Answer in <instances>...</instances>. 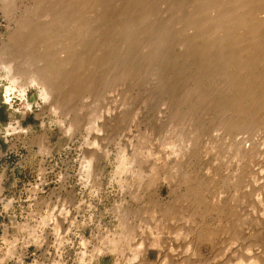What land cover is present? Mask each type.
Here are the masks:
<instances>
[{
  "label": "rangeland",
  "instance_id": "1",
  "mask_svg": "<svg viewBox=\"0 0 264 264\" xmlns=\"http://www.w3.org/2000/svg\"><path fill=\"white\" fill-rule=\"evenodd\" d=\"M29 2L28 0L26 1V3ZM161 5V3H160ZM159 7V6H158ZM162 6H160L159 10H163L164 9V6L163 8H161ZM4 9H2V4L0 3V19L1 18H4L7 20L8 22V25H7V28L3 30L4 34H5V39H4V42L0 43V48L7 44L10 40V36L12 35V33H14L13 29H15V23L12 22V21H9L10 19H8L6 16V13H4L5 11H3ZM5 14V15H4ZM165 15V17H164ZM162 15V17L159 16V18L163 19L165 22H163L164 24L168 21V19L170 18V14L166 15L164 14ZM91 18V17H90ZM167 18V20H166ZM160 20L159 23H161V21L163 20ZM39 23H41V25H43V23L46 24L47 21H45L46 19L43 17H41L39 19ZM44 20V21H42ZM91 20V19H90ZM94 23H92V20H91V24L94 26L95 25V21L93 20ZM97 22H96V25L94 26V29L95 27L97 26ZM100 25V23L98 24V26ZM93 26H92V31H94L93 29ZM97 26V27H98ZM102 26V25H100ZM175 27V26H174ZM172 27L174 30L177 29V26L174 28ZM100 30L101 28L98 27ZM96 28V33H97V30H99ZM99 30V31H100ZM95 31L92 32L94 35H91V37H93L94 40H96V36H98V34H95ZM89 35V34H88ZM96 35V36H95ZM90 37V35H89ZM87 38V41L89 42V39H92L91 37L90 38ZM93 41V40H92ZM170 41V40H169ZM172 41V40H171ZM170 41V43H171ZM91 42V40H90ZM89 42V43H90ZM94 42V41H93ZM175 41H173L171 44L169 43V46L167 47L168 50H166L165 46L168 45H165L164 46V51L162 50L159 59L157 60L158 63H159V60L163 61V63H159L158 64V68L160 69L161 67V71L157 69V66L155 62H153L155 65H151L150 67H148V63H147V60H144V62H146V64L144 62H141V60L143 61V58L145 59L146 55H140V53H138V56L140 57H143V58H140V61H138V63L134 64L138 67V64H139V69L142 71V73H140L141 71L140 70H135L132 69L131 67L133 66H130V68H125L126 65H128L129 67V64H131L130 62L128 63V60L124 57L125 54L123 55V57L121 56L122 53L120 54V56L126 60H123L127 63L123 64L125 67H122V63L120 62H123V61H116V59L112 62H110L109 64H106L104 66H101V65H95L94 67H91V68H86L84 69V71H82V82H81V87L78 88L79 91H77L75 94L74 90L72 89L73 94L71 92V90L69 91V89H71L73 87V83L71 82V85L69 83V85L67 86V77H68V74H65L63 75L62 79H63V82L65 83V85H62V88L60 87V90L62 89L63 91H60L61 92V95L63 94L62 96V99L65 101V102H69L65 104L64 101H61V102H64V104H62L60 106V108L56 105V107L54 106V101H52L50 99V102L48 100L47 103H44L42 102V100L40 99V91L37 89V88H33V87H30L28 90H30L29 92V101L27 103V107L29 108V105L31 106L30 103H34L35 104V108L36 110L34 111V113L32 114H29L27 112H25L24 110H21L20 107H21V103L20 101H16V103H14V107L10 109V107L8 105H6L4 103V100H3V94L5 93V89L7 88V86L10 84L8 80H3L1 79L0 81V116H1V119H0V136L1 135H5L7 137V139H9V142L8 144H5L6 146L3 148H8L9 150L11 149H18L19 151V156H16V159L20 158L22 159L23 163L26 164L27 166V170H26V173H25V177H24V181H23V185L21 186V188H19L16 196L17 197H14L13 193H9L8 191H6L5 193H3L2 195V205L4 207V210H5V213H6V216L4 219L1 218L0 220V223L2 224V226L0 227V257L4 258V259H0V264H18L17 261H19L18 259H22V261L24 262V264H126L128 262V259L129 257L127 258L126 257V254L130 256V254H134V250H136L138 248V246L140 245V243H143L144 244V250L141 249L140 251L136 252L135 255L139 256V259L135 262V264H142V261L143 263L145 262V264H156L158 262L159 259H157V257H159V252L158 250L155 248H152L153 246H149V242L148 240L144 241L145 238L147 237L146 235H143V231L145 230V225L149 226L150 228H152V230L154 229L155 231V228H158L159 225L161 228H163L164 230V225L165 223L167 224V226L165 225V231L163 232V230L160 228V231H161V235L163 238H161V235H160V240H161V244L164 246V250H165V247H166V250H165V253L168 255V259H169V262L172 264H179L180 262H178L177 260H174V262L172 261V259H170L169 257L173 254H176L178 250H176V252L174 251L175 250V247L177 246L176 249H179L178 251V254L181 257V259L184 261V264H220L221 262L220 261H223L224 258L226 256H230L233 254V253H237L238 250L236 249H240L241 247V251L242 253L245 252V250L248 252L249 251H255L253 252V254L255 253H258L256 254V257H259L261 254H264V231L262 230V226H260L262 223L261 222H264V221H261V220H257L258 218H261L262 220H264V161L263 159H261V156H256L255 157V152H257L256 150L258 148H255L257 145L256 143L258 144V147L260 144H262L263 146V141H264V125L262 127H259L260 125L258 124L257 125V128L260 129V130H257L256 126H252L253 130L250 129L251 127H246L247 130L249 131V129L251 131L247 132V130L245 131L244 128L241 130H238V132H234L233 130H231L230 132H228L227 130L229 129V127L227 126V122L225 121L226 118H225V115L227 114V121L229 122V120H234L233 116L235 117V115L237 116V114L235 113V110L232 108V112L235 113V115L231 112V110L229 111L228 109L231 108V106H227L226 102L228 101H225L226 100V97L224 98V96L226 95L228 97V93H233V89L231 90V88L228 90H226L227 88L225 87L226 85V81L224 83V81L222 80V77L218 75H215L213 74V76L211 77V74H209L208 76L211 77L212 79V82H216L215 84L218 83V85H214L210 78L207 76L205 79H203V83L202 82H198V85L200 83V85H203L201 86L200 88H203L205 86V83L207 85V88L206 86L204 87V89L206 90H203L205 92H203L202 90V93L201 91H198L199 92V95L200 94H204V93H207L206 91H209L210 90V93H212V91L214 90V94H216V92L218 91L219 88H221L219 86V83H222L223 84V91L221 89H219V92L218 94L220 95H216V99L220 96H222V98L224 99H220V100H224V101H220V100H216L214 98L215 95H212V94H209V100L212 98V99H215V103L218 102V103H225V105L228 107L227 108H224V109H221L224 107H226L224 104H220L219 105V108L215 105H218L217 103L214 104V101H211L209 102V100H207V105H205V101L204 103L203 100H201V103L200 106H198L197 109H195L194 107L197 106L196 104H198L197 102V97L198 98H202L203 99V96L202 95H198V93L196 92L195 90V93H194V87L195 86V83H197L196 81V78L194 80L193 77H196V74L197 72H199L197 68V66H200L198 64V62H196V60H191L192 61V64L190 66V59L187 60L183 57H181V54H182V50L179 52L180 48L178 47V45H175L176 43H174ZM92 43V42H91ZM174 43L175 46L177 47H174V45H172ZM171 46V47H170ZM174 47V48H173ZM59 46H58V50H54V54H57L58 56L55 55V59L58 60L60 59L59 56L61 55H64V54H60V51H59ZM170 48V49H169ZM172 48V49H171ZM173 51V52H172ZM56 52V53H55ZM59 52V53H58ZM96 51H94L95 53ZM180 53V56L179 59L175 57V54L178 55V53ZM102 54L106 53L103 51H101ZM163 55V57H162ZM165 55V56H164ZM171 55V56H170ZM173 55V57H172ZM119 56V59H122L120 58ZM171 59H169V58ZM175 57V58H174ZM183 58V61L185 60L186 62L185 65L183 63V61H180ZM163 58V60H162ZM168 58V59H167ZM147 59V58H146ZM175 59V60H174ZM178 59V60H177ZM168 60V61H166ZM174 61V65H176V68L175 66H173V61ZM176 60L179 62L178 65L177 63L175 64ZM189 61V62H188ZM117 62V64H116ZM144 63V64H141V63ZM170 62V63H169ZM193 62L195 64V62L197 63L196 65H193ZM119 63V64H118ZM124 63V62H123ZM152 63V64H153ZM165 63V65H164ZM181 63V65H180ZM171 64V65H170ZM183 64V65H182ZM188 64V65H187ZM114 65V66H113ZM121 67H120V66ZM140 65L141 67L144 65L143 69L140 68ZM161 65V66H160ZM170 65V67H169ZM153 66V67H152ZM160 66V67H159ZM167 66V67H166ZM183 66V67H182ZM188 66V67H187ZM196 66V67H194ZM120 67V69L118 68ZM135 67V66H134ZM133 67V68H134ZM146 67V68H145ZM156 67V68H155ZM182 67V68H181ZM186 67V68H185ZM191 67V69H190ZM121 68H125V70H121ZM170 68V69H169ZM193 68V69H192ZM194 68H197V72H194ZM126 69H128V73L129 75L126 73V75L128 76H124L123 74L120 75L121 71H126ZM138 69V68H137ZM146 69V70H145ZM163 69V70H162ZM173 69V70H172ZM175 69H177L178 71H174ZM182 69V70H181ZM186 69V70H185ZM87 70V71H86ZM93 70V71H92ZM111 70V72H110ZM113 70V71H112ZM117 72H116V71ZM121 70V71H120ZM133 70V73L131 72L130 74V71ZM155 70V71H154ZM158 70V71H157ZM191 70L194 72H191ZM96 71V72H95ZM137 71L140 73H138V78L137 76L136 77H129L130 75L132 76H135L134 73H137ZM148 71V72H147ZM160 71V74L157 75V73H159ZM101 72H104L103 74ZM146 72V74H145ZM149 72H150V75H149ZM190 72L193 74H190ZM98 73V74H97ZM113 73V74H112ZM116 73V74H114ZM119 73V74H118ZM123 73V72H122ZM196 73V74H195ZM89 74V75H88ZM98 76H97V75ZM184 74V75H183ZM123 75V77H122ZM142 75V76H141ZM144 75V76H143ZM168 75V76H167ZM182 75V76H181ZM193 76L192 79L189 78V76ZM4 76V75H3ZM2 76V77H3ZM67 76V77H66ZM110 76V78L114 81H110L108 82L107 78ZM112 76V77H111ZM121 76V78H120ZM147 76V77H146ZM150 76V78L148 77ZM151 76H152V79H151ZM163 76V77H162ZM178 76V77H177ZM190 76V77H191ZM214 76H218V77H215V79H219V82L217 81V79L213 81V78ZM117 77V78H116ZM119 77V78H118ZM126 78L124 79V83H123V79L122 78ZM170 77V78H169ZM181 77V78H179ZM104 78V79H103ZM129 78V79H128ZM138 78V79H137ZM145 78V79H144ZM191 80H189V79ZM208 78V80H207ZM98 79V80H97ZM102 79V80H101ZM106 79V80H105ZM121 81H120V80ZM128 81L126 82L125 80ZM137 79V80H136ZM175 79V80H174ZM187 79V80H186ZM134 80H135V83H134ZM142 80V81H141ZM167 80V81H166ZM182 80V81H180ZM91 81V82H90ZM95 81H98L97 83ZM107 83V86L106 83ZM141 81V82H140ZM186 81V82H185ZM190 81V82H189ZM118 82V84H117ZM153 82V83H152ZM158 82V83H157ZM208 82V83H207ZM92 84L91 86L89 84ZM99 83V84H98ZM103 83V84H102ZM105 83V84H104ZM110 85H109V84ZM151 83V84H150ZM155 83V84H154ZM160 83V84H159ZM175 83V84H174ZM185 83L187 85H185ZM192 85V87L190 86V84ZM193 83V84H192ZM214 87H219V88H213L212 87V84ZM63 84V83H62ZM121 84L123 86H121ZM132 84V85H130ZM146 84V85H145ZM148 84V85H147ZM189 84V85H188ZM211 84V85H210ZM220 84V85H222ZM95 85V86H94ZM97 85V86H96ZM101 85V87L99 86ZM145 85V86H144ZM194 85V86H193ZM197 85V84H196ZM199 85V86H200ZM211 87H209V86ZM64 86L66 87L64 89ZM90 86V87H89ZM95 88H94V87ZM105 86V87H104ZM121 86V87H120ZM130 86V87H129ZM191 87V91L189 89H185L186 87L189 88ZM227 86V85H226ZM84 87V88H83ZM92 87V88H91ZM104 87V88H103ZM116 87V88H115ZM119 87V88H118ZM140 87H143V88H140ZM160 87V88H159ZM169 87V88H168ZM176 87V88H175ZM185 87V88H183ZM197 87V86H195ZM225 87V89H224ZM90 90H89V89ZM106 88V89H105ZM108 88V89H107ZM138 88V89H137ZM151 88V89H150ZM153 88V89H152ZM165 90H164V89ZM175 88V89H173ZM209 88V89H208ZM210 88H212L213 90H211ZM77 89V87L75 88V90ZM77 89V90H78ZM87 89V91H86ZM94 91H93V90ZM100 89V90H98ZM144 89V90H143ZM148 89V90H147ZM156 89V91H155ZM208 89V90H207ZM18 90V91H17ZM20 89L19 88H16V92L13 93V94H16L18 92V96H19V91ZM98 91V93L96 91ZM147 90V91H146ZM159 90V91H158ZM185 90V91H184ZM187 90V91H186ZM193 90V91H192ZM216 90V91H215ZM225 90H226V93H225ZM232 92H231V91ZM67 91L69 92V94L73 97V95L75 94V96L73 98H70V95L68 96L67 94ZM84 91V92H83ZM146 91V92H145ZM152 91V93H151ZM189 91V92H188ZM92 92V93H91ZM94 92V94H93ZM106 92V93H105ZM145 92V93H144ZM149 92V93H148ZM163 92V93H162ZM185 92V93H184ZM189 95H188V93ZM91 93V94H90ZM156 93V94H155ZM194 93V94H193ZM96 94V96H95ZM99 94V95H98ZM208 94V93H207ZM225 94V95H224ZM27 95H28V91H27ZM85 95V96H84ZM89 95V96H88ZM92 95V96H91ZM102 95V96H101ZM148 95V96H147ZM178 95V96H177ZM185 95H188L187 97H191V103L188 102L190 100H188L187 97H185ZM191 95V96H190ZM198 95V96H196ZM212 95V96H210ZM236 94L234 93L233 94H229V96H235ZM68 96V97H67ZM95 96V98L93 97ZM102 98H100V97ZM129 96V98H128ZM163 96V97H162ZM184 96V97H183ZM196 96V99H194ZM27 97V96H26ZM65 97V99L63 98ZM67 97V98H66ZM79 97V99L77 98ZM89 97V98H88ZM93 97V98H92ZM97 97V98H96ZM127 97V98H126ZM144 99H142V98ZM171 97V98H170ZM179 97V98H177ZM182 97V98H181ZM211 97V98H210ZM88 98V99H87ZM94 100L93 102H89L91 101V99ZM115 98V99H114ZM120 98V99H119ZM131 98V99H130ZM186 98V99H185ZM96 99V100H95ZM99 103H98V101ZM122 99V100H121ZM151 99V100H149ZM180 99V100H178ZM101 100V101H100ZM185 100V101H184ZM188 100V101H186ZM194 100V101H193ZM24 101V100H23ZM79 101V102H78ZM81 101V102H80ZM122 101V102H121ZM131 101V102H130ZM171 101V102H170ZM178 101V102H177ZM194 104H193V102ZM51 102L53 104H51ZM72 102V103H71ZM89 102V103H88ZM101 102V103H100ZM126 102V103H125ZM127 102H128V105H127ZM146 102V103H145ZM170 102V103H169ZM176 102V103H175ZM186 102H188V107H187V104ZM103 103V104H102ZM157 103V104H156ZM183 103V104H182ZM192 107L195 109L194 112L193 111V108L191 110V105ZM209 103H212V105H209ZM61 104V103H60ZM73 104V105H71ZM77 106H75V105ZM94 104V105H93ZM140 104V105H139ZM145 104V105H144ZM148 104V105H147ZM181 104V105H180ZM208 107V109L204 106ZM53 108H55L56 110L59 109V110H53L54 112L56 113H53V111H51L53 108H51V106ZM90 105V106H88ZM93 105V106H92ZM97 105V107H96ZM121 105V106H120ZM131 105V106H130ZM144 105V106H143ZM186 105V107H185ZM195 105V106H194ZM223 105V106H222ZM65 106V107H64ZM103 106V107H102ZM142 106V108H141ZM159 106V107H158ZM183 106V107H182ZM212 108H211V107ZM58 107V108H57ZM63 107V108H62ZM75 107V108H74ZM79 107V108H78ZM92 107H95V108H92ZM107 107V108H106ZM171 107V108H170ZM203 107H205V109H203ZM210 107V108H209ZM66 108V110L64 109ZM69 108V109H68ZM73 108V109H72ZM102 108V109H101ZM106 108V109H105ZM153 108V109H152ZM167 108V110H166ZM182 108V109H181ZM202 108V109H201ZM19 109V110H18ZM51 109V110H50ZM62 109L64 111H62ZM72 109V110H70ZM94 109L95 111L93 112L92 110ZM140 109V110H139ZM144 109V110H143ZM150 109V110H149ZM169 109V110H168ZM178 109V110H177ZM201 109V110H200ZM214 109V110H213ZM217 109V110H216ZM60 110L62 111L60 113ZM85 110V111H84ZM142 110V111H141ZM161 110V111H160ZM176 110V111H175ZM189 110H190V113L192 115H195L194 118H192V116H190L189 118V115H191L189 113ZM204 110V111H203ZM210 113H208L207 112ZM226 112L225 113H222L223 111ZM226 110V111H225ZM16 111H19L16 112ZM49 111V112H48ZM69 111V112H68ZM72 111V112H71ZM103 111L104 113H101ZM112 111V112H111ZM146 111V112H145ZM179 111V112H178ZM188 111V112H187ZM200 111V112H199ZM203 111V112H202ZM213 111V112H212ZM222 111V112H221ZM52 112V113H51ZM66 112V113H64ZM67 112L69 114H67ZM77 112V113H76ZM93 112L95 114V116H97L98 114V119L95 121H92V115H94L93 113H90ZM96 112V113H95ZM101 114H100V113ZM111 112V113H110ZM142 112V113H141ZM184 112V113H183ZM195 112H197L195 114ZM202 112V114H200ZM204 112H206V114H203ZM227 112H231L230 114L227 113ZM63 113V114H62ZM89 113V114H88ZM136 113H139V114H136ZM177 113V114H176ZM189 113V114H187ZM219 113V114H218ZM69 116H67V115ZM89 115L91 117H88L86 115ZM103 114V116H102ZM155 114V116H154ZM174 114V115H173ZM187 114V115H186ZM208 114V115H207ZM214 116H213V115ZM218 114V115H217ZM14 115H21L23 117H27L26 121H28L29 119L30 120V123L32 124V126L30 127H26V122H23V121H19V122H15L16 118H14ZM100 115V116H99ZM105 115V116H104ZM128 115V116H127ZM176 115V116H175ZM181 115V116H180ZM198 117H197V116ZM224 115V116H223ZM231 117H230V116ZM233 115V116H232ZM263 115V114H261ZM66 116V117H65ZM109 116V117H108ZM188 116V120H187V123H186V118ZM204 118L202 119L201 121V118ZM203 116V117H202ZM206 116V117H205ZM208 116V117H207ZM213 118H212V117ZM223 116V117H222ZM87 119H85V118ZM100 117V118H99ZM104 117V118H103ZM108 117V118H107ZM111 117V118H110ZM197 117V118H196ZM221 117V119H220ZM19 118V116H18ZM71 118V119H70ZM106 118V120H103V119ZM110 118V119H109ZM136 118V119H135ZM167 118V119H166ZM181 118H185L184 119H181ZM211 120H210V119ZM219 118V119H218ZM224 118V119H223ZM238 116L235 117V119L237 120ZM78 121H77V120ZM84 119V120H83ZM102 119V120H101ZM127 119V120H126ZM179 119V120H178ZM194 119V121H192ZM201 123L199 124L198 121ZM200 119V120H199ZM207 119V120H206ZM64 120V121H63ZM83 120V122H82ZM87 122H86V121ZM90 122H89V121ZM167 120V121H166ZM172 120V121H171ZM206 120V121H205ZM239 120V119H238ZM237 120V121H238ZM62 121V122H60ZM74 121V123L77 122V124L75 125L74 123H72ZM81 121V122H79ZM181 121V122H180ZM193 123H192V122ZM196 121V122H195ZM205 121V122H204ZM221 121V123H220ZM130 122V123H129ZM179 122V123H178ZM191 122V123H190ZM219 122V123H218ZM225 122V124H224ZM17 123V125L15 124ZM92 123L94 125H92ZM102 125H101V124ZM195 123V124H194ZM223 123V124H222ZM44 124V125H43ZM70 124H74L72 127V131H68V130H71V129H68V125ZM79 124V126H78ZM91 124V125H90ZM165 124V125H164ZM177 124V125H176ZM181 124V125H180ZM187 124V125H186ZM190 124H193L190 125ZM202 124H203V127H202ZM218 124V125H217ZM222 124V125H221ZM9 125H11L12 127L9 128ZM63 125V126H62ZM96 125V126H95ZM110 125V126H109ZM169 125V126H168ZM198 125V126H197ZM221 125V127H220ZM71 126V125H70ZM177 126V127H176ZM179 126V128H178ZM181 126H184V127H181ZM189 127L187 128V127ZM195 126V128H194ZM201 128H200V127ZM216 126V127H215ZM77 127V128H76ZM95 128L96 130L93 131V132H90V130H88L89 128ZM177 128V129H174V128ZM198 127V128H197ZM228 127V129H226ZM65 128V129H64ZM76 128V130H75ZM163 128V129H162ZM182 128V130H181ZM187 128V129H186ZM193 128V129H192ZM203 128V129H202ZM223 128V129H222ZM225 128V129H224ZM263 128V129H262ZM13 129L15 131H13ZM150 129V130H149ZM156 129V131H155ZM169 129V130H168ZM174 129V130H173ZM186 129V130H185ZM197 129V130H196ZM199 129V130H198ZM261 129L263 130L261 132ZM98 130V131H97ZM168 130V132H167ZM175 130L177 131V133H175ZM179 130V131H178ZM195 130V132L193 131ZM205 130V131H204ZM224 130V131H223ZM255 130V131H254ZM257 130V131H256ZM104 131V132H103ZM154 131V133H153ZM172 131V132H171ZM194 133L192 134L191 133ZM260 131V133H259ZM95 132V133H94ZM185 132V133H184ZM187 132L188 135H185ZM199 132V134H198ZM212 132V133H211ZM226 132V133H225ZM232 132V133H231ZM11 133V134H9ZM169 133V134H168ZM184 133V134H183ZM191 133V134H190ZM197 133V135L195 134ZM208 133V135H207ZM238 133V135H237ZM244 133V134H242ZM96 134V135H95ZM99 134V135H98ZM175 134H176V137H175ZM183 136H182V135ZM223 134V135H222ZM235 134V135H234ZM251 134H254V135H251ZM258 134V135H257ZM260 134V135H259ZM139 135V136H138ZM146 135V136H145ZM189 135H194L192 136L190 139V137H188ZM200 135H202L200 137ZM232 135V136H231ZM257 135V136H256ZM13 136H21V138H18L17 141H13L11 142V138ZM137 138H136V137ZM152 136V137H151ZM164 136V137H163ZM180 136V137H178ZM185 136H187V138H185ZM196 136V137H195ZM220 136V137H219ZM225 136V137H224ZM234 136V137H233ZM251 136V137H249ZM262 136V137H261ZM128 137V138H127ZM149 137V138H148ZM171 137V138H169ZM198 138V139H194L193 141V138ZM212 137V138H211ZM222 137V138H221ZM227 137V138H226ZM241 137V138H240ZM248 137V138H247ZM108 138V139H107ZM145 138V139H144ZM177 138V139H176ZM231 140H230V139ZM258 138V139H257ZM43 139V140H42ZM148 139V140H147ZM170 139V140H169ZM172 139V140H171ZM182 139V140H181ZM186 139H190L191 141L188 142L185 141ZM253 139V140H252ZM144 140V141H143ZM176 140L178 142H176ZM212 140V141H211ZM223 140V141H222ZM236 140V141H235ZM238 140V141H237ZM242 140V141H240ZM249 140V141H248ZM256 140V141H255ZM258 140V141H257ZM168 141V142H166ZM180 141V142H179ZM184 142V144L181 143ZM193 141V142H192ZM197 141V142H196ZM231 141V142H230ZM255 141V142H254ZM142 142V143H141ZM143 142H145L143 144ZM149 142V143H148ZM192 142V143H191ZM214 142V143H213ZM226 142V143H225ZM43 143V144H42ZM138 143V145H137ZM164 143V144H163ZM166 143V144H165ZM171 143L175 145V148H173V145H171ZM260 143V144H259ZM140 144V145H139ZM181 146H180V145ZM188 144H190L189 146L192 148L190 149L189 146H187ZM194 144V146L192 145ZM232 144V145H231ZM237 144V145H236ZM239 144V146H238ZM245 145L247 147H250V149L252 150V147L253 150H255V154L253 153V150H252V153H250L251 155L249 156H253V159H254V163L252 162V160L250 161H247L245 160L244 157V149L242 150V153H239L241 151V148H240V145L242 146ZM42 145H45V146H42ZM47 145V146H46ZM144 145V146H143ZM157 145V146H156ZM168 145V146H166ZM184 145V146H183ZM192 145V146H191ZM212 145V146H211ZM107 146V147H106ZM138 146V147H137ZM140 146V147H139ZM146 146V148H145ZM178 146V147H177ZM186 148L188 149L189 151L187 152V150H183V148ZM221 146V147H220ZM238 146V147H236ZM245 146H242V147H245ZM44 147V148H42ZM133 147V148H132ZM163 147V148H162ZM180 147V149H179ZM194 147V148H193ZM228 147H230L229 149H227ZM232 147V148H231ZM236 147V148H235ZM264 147V146H263ZM49 148V149H48ZM98 148V149H97ZM139 150H138V149ZM145 150H144V149ZM160 148V149H159ZM169 148V149H167ZM198 148L200 150H198ZM216 148V149H215ZM48 149V150H47ZM95 149V150H94ZM141 149V150H140ZM164 149V150H162ZM176 149V150H175ZM179 149V150H178ZM197 149V150H195ZM224 149V150H223ZM45 152H44V151ZM124 150V151H122ZM135 150V151H134ZM147 150L149 152H147ZM177 152V150L183 154L187 153L188 155H186L188 158H186V161L182 162V164L178 163L179 166L177 164L174 165V162H172L171 164L169 165H165L163 166V163H165L164 159H166L165 155H168L170 152ZM174 150V151H172ZM231 150V151H230ZM48 151V152H47ZM95 151V152H94ZM108 153H106V152ZM139 151V152H138ZM141 151V152H140ZM157 151V152H156ZM183 151V152H182ZM202 151V152H201ZM230 151V152H229ZM235 151H237V154L235 153ZM43 152V153H42ZM122 152V153H121ZM162 152V153H161ZM185 152V153H184ZM251 152V151H250ZM49 153V154H48ZM125 153V154H124ZM155 153V154H154ZM203 153V154H202ZM239 153V155H238ZM107 154V155H105ZM110 154V155H109ZM119 154V155H118ZM124 154V156H123ZM160 154V155H159ZM217 154V155H216ZM236 154V155H235ZM243 154V155H242ZM95 155V157L92 156ZM101 155V156H100ZM103 155V156H102ZM123 158H121L122 156ZM132 155V156H131ZM143 155V156H142ZM154 155V156H153ZM157 155V156H156ZM241 155L243 157H241ZM0 156H1V153H0ZM89 156V157H88ZM98 156V157H97ZM107 156V157H106ZM131 156V157H130ZM164 156V157H163ZM126 157V158H125ZM134 157V159L132 158ZM136 157V158H135ZM138 157V159H137ZM140 157V159H139ZM144 157V158H143ZM154 159H153V158ZM159 157H161L159 159ZM240 157V158H239ZM90 158V160H93L92 164L90 165L91 161H87L88 159ZM93 158V159H92ZM95 158V159H94ZM108 158V159H107ZM125 158V160H128L131 164V169L128 167L130 165H128V161L126 162H122L121 160ZM190 158V159H189ZM192 158V159H191ZM230 158V160H229ZM262 160H260V159ZM132 159V161H131ZM135 159H137V161H135ZM143 159H147V160H150L151 164L149 161L145 160L146 162L143 161ZM239 161H237V160ZM241 159V160H240ZM242 159L244 161H242ZM86 160V162H85ZM95 160V161H94ZM120 160V161H119ZM143 162H141V161ZM153 160L154 163H153ZM189 160V161H188ZM236 160V161H235ZM258 162H257V161ZM260 160V161H259ZM25 161V162H24ZM134 161V162H133ZM140 161L141 163H143L144 165H142L140 163V165H137ZM156 161H160V162H157ZM229 161V162H228ZM242 163H241V162ZM246 161V162H245ZM257 164H256V162ZM89 162V163H87ZM122 162L124 165H128L126 168L124 165H122ZM132 162V163H131ZM149 162V168H147V164ZM217 162V163H216ZM227 164H226V163ZM246 164H245V163ZM249 162V163H248ZM251 162V163H250ZM262 162V163H261ZM2 163H5V160H1L0 161V165ZM95 163V164H93ZM135 163V164H134ZM184 163V164H183ZM186 163V164H185ZM219 163V164H218ZM233 163V164H232ZM247 163H248V166H247ZM133 164V165H132ZM154 164L155 167H152ZM160 165V166H156V165ZM174 166H173V165ZM222 164V165H221ZM231 164V165H230ZM244 164V165H242ZM254 164V165H252ZM86 165V166H85ZM88 165L91 166L89 167L90 170H92L91 172H97V173H94V174H97L98 177H100V180L99 178L94 177V175L92 173L91 176L89 177H92L91 180L90 178L87 176L88 174V171L89 169H86L85 167L88 168ZM162 165V166H161ZM171 165V166H170ZM177 165V166H176ZM183 165V166H182ZM185 165V166H184ZM189 165V166H188ZM229 165V166H228ZM258 165V166H257ZM124 166V167H123ZM135 166V167H134ZM138 166L140 167L141 170H139L140 173H137V169ZM143 166V167H142ZM169 166V167H167ZM238 166V167H237ZM241 166V167H239ZM117 167V168H116ZM150 167H152V169L155 170V172L151 169ZM164 167H167V168H163ZM175 167V170L172 169ZM183 169H182V168ZM210 167V168H209ZM121 168V170H119ZM122 168L125 170H127L128 168L131 170H128L129 172L125 173V171L122 170ZM134 168V169H133ZM177 168V170H176ZM191 168V169H190ZM254 168V169H253ZM123 171L124 173H119V171ZM137 171H136V170ZM179 169V171H178ZM209 169V170H208ZM226 171H225V170ZM242 169V170H240ZM244 169V170H243ZM82 170V171H81ZM162 170H163V173H162ZM172 170H174L172 172ZM180 170H184V173H179V172H182ZM188 172V176H190V180H189V177L186 175V172ZM196 170V172H195ZM200 170V171H199ZM218 172H217V171ZM229 170V171H228ZM232 170V171H231ZM1 171H2V168L0 167V192L2 193L4 191V188L3 187H6L4 184H3V176L4 175H1ZM87 171V174H85V172ZM145 171V172H144ZM159 171V172H158ZM161 171V172H160ZM167 171V172H166ZM170 171V172H169ZM177 171V173H176ZM215 173H214V172ZM225 171V172H224ZM247 173H246V172ZM263 171V172H262ZM81 172H82V175L81 176ZM136 172V173H135ZM156 174L154 176V174ZM158 172V173H157ZM228 172V173H227ZM231 172V173H229ZM245 175H244V173ZM114 173H119V175L121 174V178L118 177L117 175H115ZM133 173V174H132ZM136 175H135V174ZM142 173V174H141ZM145 173H149L151 177H149V174H148V177L145 176ZM161 174V175H158V174ZM167 175H166V174ZM179 173V174H178ZM207 173V174H206ZM132 174V175H131ZM137 174L141 175V176H144L141 178V176H139V178H136L137 181L134 179L135 177H137ZM146 174V175H147ZM170 174V176H168ZM175 176V179L172 177L170 178V183L172 185V188H175L176 187H179L177 188L176 190L174 189V192L175 195L178 197L177 201L178 202L176 203L175 207L173 209H175L176 211H174L173 209V212H175V214L173 213L172 214H169V211H165L164 212V215H166L167 213L171 216H164L163 213L161 214V211L160 210H157L156 211V214L154 215L155 213V210L154 209L155 207H153V205H146L143 204H137L135 206L139 207L141 205V208L139 211V214H135L134 215V212L132 214L129 215V218L127 220V218L125 217H122L124 220V218L127 220L125 222H128V226H130L131 228V231H132V228H133V240H131L127 247H128V250H126L127 252L130 250V253L128 252H123L124 254L122 255L121 253L117 254L116 252L112 253L109 249L106 250L107 248V244L105 245L104 243V240L107 241V239H111L112 237H118V235L116 234V232L119 234V236L123 235V233L125 232L124 229L122 228L123 227V224L121 226V216H124V215H121L122 212H127L126 209H128V207L126 208L127 204H124L122 198L123 196H127L125 194H128L130 192H128L129 190L132 191L133 189H139L137 187L136 184H138V186H140V184H142V187H140V189H145L147 186H148V182H151L153 183L152 179L154 178V182H155V179L158 178H163L165 177V175L167 177H171L172 175ZM182 176H181V175ZM190 174V175H189ZM205 174V175H204ZM100 175V176H99ZM125 175V176H124ZM128 175V176H127ZM131 175V178H132V181L130 176ZM180 175V176H179ZM185 175V176H183ZM251 175V176H250ZM88 177L89 178V182L92 184L93 183V178H94V181L96 183H100L101 184V188L100 185H98V187L96 186V183H95V188L93 187L94 183L92 185L89 184L88 182V179H87V182L83 179H86L85 177ZM117 176V177H116ZM161 176V177H160ZM177 176V177H176ZM196 176V177H195ZM218 176V177H217ZM234 176V177H233ZM257 176V177H256ZM115 177V178H114ZM179 177V178H178ZM182 177H185V179H183ZM230 177V178H229ZM38 178H40V180H38ZM123 178L125 180H123ZM149 178V179H148ZM181 178V179H180ZM188 178V179H187ZM197 178V180H196ZM200 178V179H199ZM211 178V179H210ZM229 178V179H228ZM239 181H237L238 179ZM244 178V179H243ZM95 179H98L97 181ZM115 179V180H114ZM123 180V181H120L119 180ZM141 183L138 181V180H141ZM169 179V178H168ZM171 179L172 181L174 182H171ZM177 179H180L177 181L176 183V180ZM195 179L196 182H198L197 184L195 183V181L193 180ZM118 180V181H117ZM129 180V181H128ZM146 182H145V181ZM150 180V181H149ZM185 180V181H184ZM210 180V181H209ZM223 180V181H222ZM225 180V181H224ZM230 180V181H229ZM237 182H236V181ZM242 180V181H240ZM83 181V182H82ZM126 182V183H123V182ZM145 183H144V182ZM181 181V183L179 182ZM193 181L195 184H193ZM200 181V182H199ZM233 181V182H232ZM245 181V182H244ZM260 181V182H259ZM136 184H135V183ZM138 182V183H137ZM178 182H179V186H176L178 185ZM185 182V184H184ZM189 182V184H187ZM229 182V183H228ZM239 182V183H238ZM89 184V186H87V184ZM98 183V184H99ZM118 183V184H117ZM122 183V184H121ZM132 183H134L132 185ZM140 183V184H139ZM147 183V184H146ZM193 187V194H192V191L190 192V188H192L191 186H188L190 185ZM201 183V184H200ZM210 183V184H209ZM212 183V184H211ZM223 185H220L222 184ZM243 183V184H242ZM123 185V189L125 188L126 191L124 192V190L120 189L121 188V185ZM126 184H129V186H126ZM131 184V185H130ZM146 184V185H144ZM175 184V185H174ZM184 184V185H183ZM199 184V185H198ZM207 184V185H205ZM219 184V185H218ZM227 184V185H226ZM120 185V186H119ZM136 185V187H135ZM182 185V186H181ZM203 185V186H202ZM216 185V186H215ZM218 185V186H217ZM229 185V186H228ZM234 185V186H232ZM236 185V186H235ZM245 185V187H244ZM252 185V187H251ZM87 186V188H86ZM91 186V189H89ZM133 186V187H132ZM146 186V187H145ZM176 186V187H174ZM187 186V188H186ZM198 186V187H197ZM207 186V187H206ZM89 187V188H88ZM92 187L94 188V190H92ZM145 187V188H144ZM202 187V188H201ZM204 187V188H203ZM234 187V188H233ZM236 187V188H235ZM99 188V189H97ZM103 188V189H102ZM128 188V189H127ZM132 188V189H131ZM168 187L167 186H164L163 189H162V193L163 195H166L167 192H168ZM194 188H196V190H194ZM200 188V189H199ZM209 188V189H208ZM212 188V189H211ZM242 188V189H241ZM257 188V189H255ZM179 189V191H178ZM204 190V191H199L198 190ZM217 189V190H216ZM222 189V190H221ZM241 189V190H240ZM99 190V192H98ZM102 190V191H100ZM128 190V191H127ZM209 190V191H207ZM220 190V191H219ZM225 192H224V191ZM236 190V192H235ZM91 191V192H90ZM93 191V192H92ZM121 191V193L119 192ZM195 191V193H194ZM207 191V192H206ZM219 194H218V192ZM234 191V192H233ZM242 191V192H241ZM95 192V194H93ZM99 194H98V193ZM182 192V193H181ZM190 193V194H187V193ZM196 192L199 194L195 195ZM205 193L202 195V193ZM217 192V193H216ZM230 192V194H229ZM116 193V195H115ZM214 193V194H213ZM224 195H223V194ZM236 193V194H235ZM239 193V194H238ZM180 194V196L178 195ZM185 194H187L185 196ZM193 195V198L191 197ZM226 194V195H225ZM99 195V196H98ZM183 195V196H182ZM220 195V196H219ZM239 195V196H238ZM122 196V197H121ZM182 196V197H181ZM191 198H190V197ZM201 198H200V197ZM218 196V198H217ZM226 196V197H224ZM229 196V197H228ZM236 196V197H234ZM246 196V197H245ZM258 196V197H257ZM120 197V198H119ZM176 197V198H177ZM184 197H185V200H184ZM233 197V198H232ZM240 197V198H239ZM248 197V198H247ZM179 198H182V202ZM200 199L199 200V205H198V201L194 200L193 199ZM211 198V200H210ZM214 198V199H213ZM242 198V199H241ZM255 198V199H254ZM188 199H191L190 201L192 203L195 204H191V202L188 200ZM203 199V200H201ZM209 199V200H208ZM218 201H215L217 200ZM220 199V200H219ZM234 199V200H233ZM241 199V201H240ZM247 199V200H246ZM249 199V200H248ZM180 200V201H179ZM188 202V204H186V202L184 203V201ZM208 200V201H206ZM213 200L215 202H217V206H216V203L214 202V205L216 206H213ZM224 200V201H222ZM227 200V201H226ZM243 200V201H242ZM123 201V202H122ZM204 203H203V202ZM206 201V202H205ZM231 202L230 205H234L237 207H232V211L235 210L236 208V214L235 216L236 217H232L229 215H224V214H227L228 212V208L226 210V208H222L223 206V203L224 202ZM181 202V203H180ZM200 202H201V205H200ZM210 202L211 205H209L208 203ZM219 202V203H218ZM221 202V203H220ZM223 202V203H222ZM240 202H243V203H240ZM250 202V203H249ZM121 203V204H120ZM184 204V205H183ZM186 204V205H185ZM197 204V205H196ZM206 204V205H205ZM211 207V210L210 211H206L205 210H208L210 207H208V205ZM218 204H221V206ZM237 204V205H236ZM263 204V205H262ZM1 205V204H0ZM120 207H119V206ZM179 205H182L179 207ZM190 208H189V206ZM203 205V206H202ZM258 205V206H257ZM122 206V207H121ZM143 206V207H142ZM150 206V208H148ZM187 206V209H184L186 208ZM200 206L201 208L203 209L202 212L201 209H200ZM252 206V207H251ZM255 206V207H254ZM116 207V208H115ZM119 208L118 212H117V209ZM145 207V208H144ZM147 207V209H146ZM178 207V210L176 209ZM182 207V208H181ZM197 207H199V210L197 209ZM206 209H205V208ZM259 207V208H257ZM1 208V207H0ZM189 208V209H188ZM220 210L224 209V214H221L223 212H221L219 214H217V209ZM243 208V209H242ZM257 208V209H256ZM116 209V210H115ZM148 213L149 211H152V212H149L150 216L149 217V214L146 216L145 214L147 213H143L145 212L144 210ZM185 211H183V210ZM192 211H195V212H192ZM215 209V210H214ZM36 210V211H35ZM55 210V211H54ZM115 210V211H114ZM149 210V211H148ZM172 210H170V213H172ZM188 210V211H187ZM190 210V211H189ZM214 210V211H212ZM248 210V211H247ZM253 210V211H252ZM259 210V211H257ZM40 211V212H39ZM60 211V212H59ZM137 211V212H138ZM143 211V212H141ZM201 211V212H199ZM216 211V212H215ZM243 211V213H242ZM250 211V212H249ZM47 212H53V216L55 215L56 217H58L59 215H61L62 213V216H63V220L61 216H59L58 218H61L59 221L57 220V218H55L54 216V219H56L58 222L61 221V223L63 222V226H62V230L64 228H68L69 230H66L63 231L61 234V240H62V243L60 245V243H58V241L56 240H59L57 239L58 238V235H57V232H55V228H53L52 226L53 225H50L48 227L45 228H41L42 225L40 226L41 222L40 220L43 218L44 215L48 214ZM68 215H66L65 214ZM69 212V213H67ZM181 212L182 213V216L185 214L187 216V213L189 214V216H192L191 218L189 216L188 217V221H187V224H186V220H187V217L184 218H181ZM190 212L195 213V216L194 214L190 215ZM212 212V213H211ZM216 214H215V213ZM245 212V213H244ZM257 212V213H256ZM55 213V214H54ZM58 213V214H57ZM60 213V214H59ZM136 213V212H135ZM159 213V214H158ZM166 213V214H165ZM204 213L206 215H204ZM209 213V215L207 214ZM239 213V214H238ZM251 213V214H250ZM255 213V214H254ZM57 214V215H56ZM143 214V215H141ZM178 214V215H177ZM202 214H203V217H202ZM233 214V215H234ZM250 216H249V215ZM254 216H253V215ZM262 214V216H261ZM42 217H41V216ZM64 215H66L67 217L64 218ZM121 215V216H120ZM127 215V214H126ZM137 215V216H136ZM157 215H158V218L160 216H162V218L158 219V220H154V219H157ZM196 215H198L196 217ZM224 215V216H223ZM239 215V216H238ZM244 215V216H243ZM138 216H142L143 217V220H142V217L138 218ZM147 217L145 219V217ZM154 216V219H152ZM156 216V217H155ZM180 216V217H179ZM201 216V217H200ZM220 216H222L224 219L222 220L220 218ZM226 216V217H225ZM229 216V218L227 217ZM241 216V217H240ZM248 216V217H247ZM257 219H256V217ZM136 217V218H134ZM165 217V218H164ZM177 217V218H176ZM179 217V219H178ZM199 217V218H198ZM214 217V218H213ZM134 218V219H133ZM152 219V220H148V219ZM164 218V219H163ZM168 218V219H166ZM180 221L177 222V220ZM202 218H203V221H202ZM220 218V219H219ZM227 218V219H226ZM235 218L236 220H241V231L240 232L241 234H239V236H243V238L240 236H238V238H234V235L231 234V236H229L228 233H226V228H229V227H237L235 226ZM239 218V219H238ZM255 221H261L260 223L258 222V224H260L259 226L261 227H257L258 230H262L260 231L261 233L259 234L257 231V234L258 235V238H257V235L255 237V239L252 242L249 243L248 240H246V238H244V235L246 237V229L247 228V231L249 232V230L253 229V225H254V228L256 227L255 224L251 223L253 222V219ZM36 219V220H35ZM120 219V220H119ZM141 219V220H139ZM144 219L146 222H144ZM166 219V220H165ZM173 219V220H172ZM186 219V220H183ZM196 219V221H195ZM201 219V220H200ZM205 219V220H204ZM228 220L226 222V220ZM231 219V220H230ZM246 219V220H245ZM55 220V222H57ZM67 220V221H66ZM69 220L70 222L73 221L74 223H69ZM131 222H130V221ZM165 220V221H164ZM194 220V221H192ZM199 220V222H198ZM214 220V221H213ZM218 220V222H217ZM239 220V222H240ZM42 221V220H41ZM66 221V222H65ZM143 221V222H142ZM149 221V223L147 224V222ZM152 223H151V222ZM158 221V222H156ZM167 221V222H166ZM169 221V222H168ZM172 221V222H171ZM232 221V222H231ZM40 222V223H39ZM123 222V221H122ZM156 222V223H154ZM170 222L171 224H173V227L170 225ZM177 222V223H175ZM191 222V223H190ZM196 224H192V223H195ZM244 222V223H243ZM247 222V223H246ZM255 222V223H257ZM28 223V224H27ZM69 223V224H67ZM154 223V227L152 226ZM159 223L158 225H155ZM169 223V224H168ZM199 224V227H198V224ZM205 223H207L205 225ZM217 223V224H216ZM231 223H234L232 224V226H229V224L231 225ZM237 223V222H236ZM246 223V224H245ZM251 223V224H250ZM28 225L30 226L29 230L28 228L25 230H22V226L24 225ZM136 224V225H135ZM151 224V225H150ZM177 224H179L177 226ZM183 224V225H182ZM184 224L186 226H184ZM192 224V225H190ZM200 224L201 226L203 227V230L202 228L200 229ZM214 224V225H213ZM218 224H221L218 226ZM247 226H245V225ZM21 225V226H20ZM39 225V226H38ZM135 225V226H134ZM142 225H144L142 227ZM175 225V226H174ZM197 225V226H195ZM216 225V226H215ZM32 226V227H31ZM139 226V227H138ZM146 226V227H147ZM152 226V227H151ZM169 226V227H168ZM180 226V227H179ZM182 226V228H181ZM192 226V227H191ZM207 229H206V227ZM212 226V227H211ZM225 226V227H224ZM251 226V227H249ZM71 227V228H70ZM119 227V228H118ZM136 227V228H135ZM142 227V228H140ZM178 227V228H177ZM185 227V229L183 228ZM189 229L187 230L186 229ZM190 227V228H188ZM195 227V228H193ZM33 230H32V229ZM38 228V229H37ZM48 228V229H47ZM117 228V229H116ZM121 228L123 229V231H121ZM135 228V229H134ZM171 228V229H170ZM192 228V229H191ZM209 228H210V234H212V236H210V234L208 235L207 233H209ZM225 228V230H224ZM243 228V229H242ZM250 228V229H248ZM2 229V231H1ZM21 229V230H20ZM120 229V231H119ZM140 231H139V230ZM141 229H144L141 231ZM169 229V230H168ZM173 229V230H172ZM180 232V234L182 233L183 235H185L187 238H183V235L180 237L179 241L177 242L175 239V241L173 240L174 239V232H178V230ZM186 230L187 232H189L187 235L184 233V230ZM205 229V231H204ZM220 229V230H219ZM236 229V228H235ZM32 230L34 232L37 233L38 236H40L41 240L43 239V243L40 247V242H37L39 244L36 245L37 243H33V242H29L27 243L28 241H31L30 240V237H29V231ZM38 230V231H37ZM116 230V231H115ZM134 230H136L134 232ZM138 230V231H137ZM167 230V232H166ZM177 230V231H176ZM194 230V231H193ZM196 230H199V231H196ZM201 230V231H200ZM211 230H213L214 232H212ZM219 230V231H218ZM224 230V231H222ZM245 230V232H243ZM30 231V232H32ZM115 231V232H114ZM171 231V232H170ZM183 231V232H182ZM203 231L204 233H206L205 237H211L210 240L207 239V238H203V236H201V234H203ZM208 231V232H207ZM240 231V229H239ZM27 232V233H26ZM34 232V233H35ZM41 232V234H40ZM46 232V233H45ZM55 232V233H54ZM69 234H68V233ZM121 232H123L121 234ZM141 232V233H140ZM191 232H195L194 233V239H192L193 237V233L191 234ZM197 232V233H196ZM200 233V237H202V239H198L199 238V233ZM224 232V233H223ZM252 230L249 232L251 233ZM39 233V234H38ZM67 233V234H66ZM137 233H139L137 235ZM164 233V235L162 234ZM170 233V234H169ZM214 233V234H213ZM217 236H216V234ZM116 236H114V235ZM167 234V236H166ZM190 234V236H189ZM195 234H197V236L195 237ZM221 234V235H220ZM228 236H227V235ZM45 235V237H44ZM57 235V236H56ZM101 235V236H100ZM144 237H143V236ZM171 235V236H170ZM204 235V234H203ZM215 235V236H214ZM56 238H55V237ZM63 236V237H62ZM107 237V239H105V237ZM169 236V237H168ZM173 236V237H172ZM214 236V237H213ZM227 238H225V237ZM29 240H28V238ZM142 237V238H141ZM166 237H168L169 241L166 239ZM171 237V238H170ZM191 237V238H190ZM220 237V238H219ZM63 238L65 239H68L69 241H66L65 239L63 240ZM104 238V240H103ZM137 238V239H136ZM165 238V239H164ZM196 238V239H195ZM225 238V239H224ZM6 239V240H5ZM102 239V240H101ZM108 239V240H109ZM142 241H141V240ZM163 239V240H162ZM172 239V240H171ZM187 239V240H186ZM189 239V240H188ZM198 239V240H197ZM221 239V240H220ZM230 239V240H229ZM231 239H233L231 241ZM246 241H245V240ZM258 239V241H257ZM261 239V240H260ZM5 240V241H4ZM17 240V241H15ZM45 240V241H44ZM87 240V241H86ZM184 240V241H183ZM215 240V241H214ZM228 240H229V243L232 245H229L228 243ZM241 240V241H240ZM27 241V242H26ZM56 241V243H55ZM83 241L86 243H83ZM102 241V244L101 242ZM137 241V242H136ZM167 241V242H166ZM172 241L174 243H172ZM188 241V243H187ZM193 241V242H192ZM220 242L219 244L217 243H214V242ZM221 241H222V244H221ZM227 241V242H225ZM231 241V242H230ZM233 241H235L233 244ZM260 241V242H259ZM262 241V242H261ZM13 245H12V243ZM16 242V243H15ZM69 242V243H68ZM134 242V243H133ZM140 242V243H139ZM166 242V244H165ZM170 242V243H169ZM182 242V243H181ZM186 242V243H185ZM189 242H192V243H189ZM197 242V243H196ZM239 242V243H238ZM11 243V244H10ZM14 243H15V246H14ZM58 243V244H57ZM82 243V244H81ZM178 244V245H175ZM180 243L182 245H180ZM245 243V244H244ZM247 243L249 245H247ZM257 243V246L255 245ZM260 243V244H259ZM57 245H60V247L56 246ZM139 244V245H137ZM192 244V245H191ZM195 244V245H194ZM196 244H198L196 246ZM201 244V245H200ZM215 244V245H214ZM228 244V245H227ZM252 246H251V245ZM26 245V246H25ZM136 249H135V247ZM146 245V247H145ZM169 245V246H168ZM174 245V246H173ZM180 245V246H179ZM186 245V246H185ZM189 245V246H187ZM242 245V246H241ZM255 245V246H254ZM260 245V246H259ZM12 246V247H11ZM100 246V247H99ZM105 246V247H104ZM132 246V247H130ZM162 246V247H163ZM168 246V247H167ZM183 246V247H181ZM201 246V247H200ZM241 246V247H240ZM244 246V247H243ZM14 249V256L13 257H7L5 256L6 255V251L8 249H11V248ZM16 247V248H15ZM98 247V248H97ZM149 247V248H148ZM151 247V248H150ZM188 247V249L190 250H187L186 248ZM192 247V248H191ZM198 247H200L199 249V255L201 257H199L197 254V251L195 248H197L198 250ZM218 249H217V248ZM228 247V248H227ZM250 247V248H249ZM130 248V249H129ZM148 248V249H147ZM169 248V249H167ZM185 248V251L183 250ZM227 248V250L225 249ZM230 248V250H229ZM245 248V249H244ZM147 249V251H145ZM225 249V250H224ZM251 249V250H250ZM170 250V251H169ZM173 252H172V251ZM217 250H219L217 252ZM220 250H223V251H220ZM97 251V252H96ZM108 251V252H107ZM111 253H110V252ZM133 251V252H132ZM188 252V255L187 253H182V252ZM196 252L194 254V252ZM236 251V252H234ZM257 251V252H256ZM104 252V253H103ZM147 252V253H146ZM214 252V253H213ZM221 252V253H220ZM228 252V253H227ZM263 252V253H262ZM22 253V254H21ZM87 253V254H86ZM99 253V254H98ZM102 253V254H101ZM141 253V255H140ZM169 253H170V256H169ZM216 253V254H215ZM220 253V254H218ZM227 253V254H226ZM230 253V255H229ZM232 253V254H231ZM247 253V252H245ZM251 253V252H249ZM260 253V255H259ZM20 254V255H19ZM24 254V255H23ZM91 254V255H90ZM98 254V255H97ZM115 254V255H114ZM117 254V255H116ZM139 254V255H138ZM184 254V255H183ZM196 255V256H193ZM82 255V256H81ZM83 255H85V257H83ZM87 255V256H86ZM94 255V256H93ZM97 255V256H96ZM124 257L122 258L121 257ZM125 255V256H124ZM192 255V257H191ZM214 255H218V256H221V260L219 259L218 256H214ZM225 255V257L223 256ZM235 254L232 255V257L234 256ZM5 256V257H4ZM117 256V257H116ZM184 256V257H183ZM82 257V258H81ZM133 257V256H131ZM130 257V258H131ZM188 257V258H187ZM191 257V258H190ZM194 257V258H193ZM195 257H198V258H195ZM215 257V258H213ZM80 258V259H79ZM84 258V260H83ZM88 258V259H87ZM93 258V259H91ZM95 258V259H94ZM121 258V259H120ZM185 258V259H184ZM218 258V259H217ZM83 261H82V260ZM127 261H126V260ZM150 259V260H149ZM190 259V261H189ZM212 259V260H211ZM81 260V261H79ZM91 260V263H89ZM130 260V259H129ZM197 260V261H196ZM200 260V261H199ZM211 260V261H210ZM215 260V262H214ZM218 260V261H217ZM220 260V261H219ZM86 261H88L86 263ZM117 261V262H116ZM124 261V262H123ZM176 261V262H175ZM213 261V262H212ZM139 262V263H138ZM151 262V263H150ZM193 262V263H192ZM198 262V263H197ZM200 262V263H199ZM218 262V263H217ZM220 262V263H219ZM224 262V261H223ZM222 262V264H223Z\"/></svg>",
  "mask_w": 264,
  "mask_h": 264
},
{
  "label": "bare ground",
  "instance_id": "2",
  "mask_svg": "<svg viewBox=\"0 0 264 264\" xmlns=\"http://www.w3.org/2000/svg\"><path fill=\"white\" fill-rule=\"evenodd\" d=\"M26 1L27 0H0V3L2 4V9H4L3 11H5L4 13H6V16H8L7 18L8 19H10L9 21H12V22H14L15 23V29H13V31H14V33H12V35L10 36V40H9V42L7 43V44H5V45H3L1 48H0V66H8V65H11L12 66V70H11V76H9V79H8V81H9V83H11V81H13V80H15V81H17V83L14 85V87L15 88H19L20 90L19 91H21V90H26V92L28 91V89L31 87V82L32 81H35L36 82V84L38 85V87H36L39 91H40V95H42V94H45L46 95V97L48 98V100H49V102H50V99L52 100V101H54V106L56 107V105L60 108V106L62 105V104H64V102L65 101H67V100H63L62 99V96H63V94L61 95V92L60 91H63L62 89V85H65V83L63 82V79H62V77H63V75H64V73L65 74H68V77H67V80L66 81H68L67 83V86L69 85V83H70V85H71V82L73 83V87L71 88V89H69V91L71 90V92H72V94H73V92L75 93V94H77L76 92L77 91H79V89L78 88H80L81 87V82H82V71H84V69H86V68H91V67H94L95 65L97 66V65H101V66H104V65H106V64H109L110 62H112V60L114 59H116V61H117V59H118V61L120 60V61H123V60H128V63L130 62L131 64H129V67H128V65H126V67L123 65V64H125V63H127V62H125V61H123V62H120V63H122V67H125V68H130V66H133L134 64H136V63H138V61H140V59H139V57L140 56H138V53H140V55L142 54V55H146L145 57L147 58H143V57H140V58H143V61L141 60V62H144V60H147V63H148V67H150L151 65H155L153 62H155L156 63V65L155 66H157V69L158 70H160L161 69V67H160V69L158 68V64L159 63H161V59L159 60V63H158V59H159V57H161L160 55L161 54H163V53H161L162 52V50L164 49V46L165 45H167V43L169 42L170 43V41H171V43L173 42V41H175L174 43H176L175 45H178V47L180 48V50H179V52L181 51L182 52V54H181V57H183V58H185V59H187V60H189L190 59V66H191V64H192V61L191 60H196V62H198V64L200 65V66H197V68H199L200 67V69H198L199 70V72H197L196 70H197V68H194V72H197V74H196V77H193V76H189V78H191L192 79V77H193V79L192 80H194L195 78H196V80H194V81H198V82H202L203 83V79H205L209 74H211V77L213 76V74L215 75V73H216V75H218L219 76V78H220V76L222 77V80L224 81H226V85H225V87L227 88L226 90H228V88L230 89L231 88V90L233 91V93H228V97L225 95L224 96V98L226 97V100L225 101H228V102H226V104L227 103H229V104H227V106L229 105V106H231V108H229L228 109V107L225 105V103H223V102H221L222 104H224L226 107H224L223 105V108H221V106H220V108L221 109H224V108H227L229 111L231 110V112L233 111L232 110V108L235 110V113L237 114V116H238V118H237V120L235 119V117H237L236 115H235V113L234 112H232L234 115H235V117L233 116V118H234V120H229V122L227 121V119H228V117H227V114H226V112H224L223 110V112L222 113H225L226 115H225V118H226V124H227V126L229 127V129H228V127L226 128V129H228L227 131L228 132H230L231 130H233L234 132L236 131V132H238V130H240V128H241V130L244 128V130L246 129L247 130V128L246 127H251L250 129H252L253 130V128H252V126L254 127V126H256V128H257V125L259 124L260 126L259 127H262L263 125H264V0H28L29 2H27L26 3ZM160 3H161V5H160ZM159 6V7H158ZM160 6H162L161 8H163V6H164V9L162 10H159V8H160ZM164 14H166V15H168V14H170V15H168V16H170V18L168 19V21L164 24L163 22H165L162 18V20L163 21H161V23H159V21L161 20L160 18H159V16L160 17H162V15H164ZM5 15V14H4ZM41 17H43V19L45 18L46 20L45 21H47L46 22V24L45 23H43V25H41V23H39V19L41 18ZM91 17V18H90ZM164 17H165V15H164ZM92 20V23H94L93 22V20L95 21V25H96V22L99 24L100 23V25H102V26H98V24H97V26L98 27H100L101 28V30L96 26L95 27V29H94V26L91 24V20ZM166 20H167V18H166ZM42 21H44V20H42ZM92 26H93V29H94V31L96 30V28L97 29H99V30H97V33H96V31H95V34H98V36H96L97 38H96V40H94L93 39V37H91V35H94L92 32H94V31H92ZM176 27L177 26V29L176 30H174L172 27ZM174 27V28H175ZM90 35V37L92 38V39H89V42H90V40H91V42L89 43L88 41H87V38L89 37V35ZM89 37V38H90ZM94 42H93V41ZM170 40V41H169ZM169 43H168V45L167 46H165V48H166V50H168L167 49V47L169 46ZM170 43V44H171ZM174 43L172 44V45H174ZM174 45V47H177V46H175ZM58 46L60 47L59 48V51H60V54L59 55H61V54H64V55H61V56H59L60 57V59H58V60H56L55 59V55L56 56H58L57 54H54V50L56 51V50H58L57 48H58ZM171 47V46H170ZM173 47V48H174ZM170 49V48H169ZM172 49V48H171ZM94 51H96L95 53H94ZM101 51H103V53L104 52H106V53H104V54H102L101 53ZM164 51V50H163ZM57 52V51H56ZM55 52V53H56ZM123 52V53H122ZM173 52V51H172ZM179 52H177L178 53V55L177 54H175V57L176 58H178L179 59V57L178 56H180V53ZM59 53V52H58ZM122 53V57H123V55L125 54V58L123 59L121 56H120V54ZM164 53H165V51H164ZM119 56H120V58H122V59H119ZM165 56V55H164ZM171 56V55H170ZM162 57H163V55H162ZM172 57H173V55H172ZM174 57V58H175ZM180 57V59H182V60H180V61H183V58H181ZM169 58V57H168ZM167 58V59H168ZM169 59H171V58H169ZM177 59V60H178ZM113 60V61H114ZM126 60V61H127ZM162 60H163V58H162ZM175 60V59H174ZM176 60V62H175V64L177 63V65H178V61ZM117 61V62H118ZM164 61V60H163ZM163 61H162V63H163ZM166 61H168V60H166ZM173 61V60H172ZM117 62H116V64H117ZM141 62H139V63H141ZM184 62H186L185 60L183 61V63ZM189 62V61H188ZM195 62V64H194V62H193V65H196L197 63ZM145 64H146V62H144ZM144 63H141V64H144ZM153 63V64H152ZM161 63V64H162ZM170 63V62H169ZM119 64V63H118ZM151 64V65H150ZM164 65H165V63H164ZM171 65V64H170ZM170 65H169V67H170ZM180 65H181V63H180ZM183 65V64H182ZM184 65H185V63H184ZM188 65V64H187ZM114 66V65H113ZM120 66V65H119ZM135 66V67H134ZM133 67H131L132 69H134L135 70V68L137 67L136 65H134ZM152 66V67H153ZM173 66H175L176 67V65H174V61H173ZM121 67V66H120ZM120 67H118L119 69H120ZM143 67H144V65L141 67V65H140V68H142L143 69ZM167 67V66H166ZM183 67V66H182ZM181 67V68H182ZM188 67V66H187ZM194 67H196V66H194ZM125 68L123 69V68H121V70H125ZM138 68V69H137ZM136 68V70H140L139 69V64H138V67ZM146 68V67H145ZM151 68V67H150ZM156 68V67H155ZM177 68V67H176ZM186 68V67H185ZM170 69V68H169ZM178 69V68H177ZM177 69H175L174 71H178ZM190 69H191V67H190ZM193 69V68H192ZM120 70V71H121ZM135 70V71H136ZM144 70V69H143ZM146 70V69H145ZM157 70V71H158ZM163 70V69H162ZM173 70V69H172ZM182 70V69H181ZM186 70V69H185ZM87 71V70H86ZM93 71V70H92ZM113 71V70H112ZM116 71V70H115ZM126 71L127 72H125V71H121V73H120V75L121 74H123L124 75V73H125V75L124 76H128L129 75V73H128V69H126ZM130 71V70H129ZM141 71V70H140ZM155 71V70H154ZM161 71V70H160ZM160 71H159V73H157V75L158 74H160ZM96 72V71H95ZM110 72H111V70H110ZM117 72V71H116ZM123 72V73H122ZM131 72L133 73V70H131L130 71V74H131ZM148 72V71H147ZM191 72H193L192 70H191ZM190 72V74H192ZM193 72V73H194ZM102 74L104 73V72H101ZM126 73L128 74V75H126ZM138 71H137V73H134V75L135 76H129V77H136L137 75H138ZM140 73H142V71L140 72ZM139 73V74H140ZM98 74V73H97ZM96 74V75H97ZM105 74V73H104ZM103 74V75H104ZM113 74V73H112ZM114 74H116V73H114ZM119 74V73H118ZM143 74V73H142ZM145 74H146V72H145ZM5 76V75H7V73H5L4 71H3V68L2 67H0V77H2V76ZM89 75V74H88ZM117 75V74H116ZM123 75H122V77H123ZM147 75V74H146ZM149 75H150V72H149ZM184 75V74H183ZM193 75V74H192ZM98 76V75H97ZM118 76V75H117ZM139 76V75H138ZM137 76V77H138ZM142 76V75H141ZM144 76V75H143ZM168 76V75H167ZM182 76V75H181ZM218 76H214V78H213V81H214V79H215V77H218ZM112 77V76H111ZM147 77V76H146ZM149 78H150V76H148ZM163 77V76H162ZM178 77V76H177ZM209 77V76H208ZM211 77H209L210 78V80L212 79ZM117 78V77H116ZM119 78V77H118ZM120 78H121V76H120ZM138 78H140V77H138ZM137 78V79H138ZM170 78V77H169ZM179 78H181V77H179ZM188 78V79H189ZM104 79V78H103ZM111 78H110V76L107 78V80H108V82H109V80H110ZM123 79V83H124V79H126L125 77L124 78H122ZM121 79V80H122ZM129 79V78H128ZM128 79L127 80H125L126 82L128 81ZM136 79V80H137ZM145 79V78H144ZM151 79H152V76H151ZM217 79V78H216ZM215 79V80H216ZM98 80V79H97ZM102 80V79H101ZM106 80V79H105ZM120 80V79H119ZM120 80V81H121ZM175 80V79H174ZM187 80V79H186ZM190 80V79H189ZM207 80H208V78H207ZM220 80H221V78H220ZM0 81H1V79H0ZM110 81H114V80H110ZM142 81V80H141ZM140 81V82H141ZM167 81V80H166ZM180 81H182V80H180ZM191 81V80H190ZM189 81V82H190ZM205 81H206V79H205ZM209 81V80H208ZM217 81L219 82V79H217ZM225 81H224V83H225ZM91 82V81H90ZM96 83L98 82V81H95ZM186 82V81H185ZM198 82L197 83H195V86H197V87H195L194 85V87H192V85H191V83H189L190 84V86L192 87V88H194L193 90H194V93H195V90H196V92L198 93V95H199V92L198 91H203V90H206V89H204V87L206 86V88H207V85H206V83H205V86L203 87V88H200L201 86H203V85H200V84H202V83H200L199 85H198ZM211 82H212V80H211ZM63 83V84H62ZM105 83H106V81H105ZM104 83V84H105ZM134 83H135V80H134ZM153 83V82H152ZM158 83V82H157ZM208 83V82H207ZM213 83V82H212ZM211 83V84H212ZM216 82H214L213 84L214 85H218V83L217 84H215ZM223 83V82H222ZM222 83H219V86L223 89V84ZM89 84V83H88ZM93 84V83H92ZM92 84H89L90 86L92 85ZM99 84V83H98ZM103 84V83H102ZM109 84V83H108ZM117 84H118V82H117ZM151 84V83H150ZM155 84V83H154ZM160 84V83H159ZM175 84V83H174ZM188 84V85H189ZM193 84V83H192ZM197 84V85H196ZM210 84V85H211ZM213 84H212V87L213 88H219L218 86L217 87H214L213 86ZM220 84H222V85H220ZM110 85V84H109ZM119 85V84H118ZM124 85H125V83H124ZM130 85H132V84H130ZM146 85V84H145ZM144 85V86H145ZM148 85V84H147ZM185 85H187L186 83H185ZM66 86V85H65ZM64 86V89L66 88ZM80 86V87H79ZM89 86V87H90ZM95 86V85H94ZM93 86V87H94ZM97 86V85H96ZM100 87H101V85H99ZM105 86H107V83H106V85ZM104 86V87H105ZM121 86H123L122 84H121ZM120 86V87H121ZM126 86V85H125ZM209 86V85H208ZM8 87V86H7ZM60 87L62 88L61 90H60ZM77 87V89L75 90V88ZM103 87V88H104ZM130 87V86H129ZM189 87V86H188ZM191 87H189V88H185V87H183V88H185V89H189L190 91H191ZM209 87H211V86H209ZM225 87H224V89H225ZM84 88V87H83ZM92 88V87H91ZM95 88V87H94ZM116 88V87H115ZM119 88V87H118ZM140 88H143V87H140ZM160 88V87H159ZM169 88V87H168ZM176 88V87H175ZM175 88H173V89H175ZM191 88V89H190ZM221 88H219V89H221ZM72 89L74 90V91H72ZM89 89V88H88ZM106 89V88H105ZM108 89V88H107ZM138 89V88H137ZM151 89V88H150ZM153 89V88H152ZM164 89V88H163ZM209 89V88H208ZM207 89V90H208ZM211 90H213L212 88H210ZM219 89H218V91L216 92V94H214L213 92H214V90L212 91V93H210V90L209 91H206L207 93H204V94H200V95H202L203 96V99L202 98H198L197 97V99H196V96H198V95H196V96H194L195 98L194 99H196L197 100V102H198V104H196L197 106H195L194 108L195 109H197L198 108V106H200V104H202V103H204V101H205V103L207 102V100H209V94H212V95H215L214 96V98L216 99V95L218 94V92H219ZM221 89V90H222ZM90 90V89H89ZM93 90V89H92ZM98 90H100V89H98ZM144 90V89H143ZM148 90V89H147ZM146 90V91H147ZM165 90V89H164ZM192 90V91H193ZM226 90H225V93H226ZM230 90V91H231ZM18 91V90H17ZM86 91H87V89H86ZM94 91V90H93ZM96 91V90H95ZM101 91V90H100ZM145 91V92H146ZM155 91H156V89H155ZM159 91V90H158ZM185 91V90H184ZM187 91V90H186ZM202 91H201V93H202ZM216 91V90H215ZM223 91V90H222ZM229 91V90H228ZM231 91V92H232ZM84 92V91H83ZM97 93H98V91H96ZM144 92V93H145ZM189 92V91H188ZM187 92V93H188ZM203 92H205V91H203ZM224 92V91H223ZM67 95L69 96L70 94H69V92L67 91ZM92 93V92H91ZM90 93V94H91ZM106 93V92H105ZM149 93V92H148ZM151 93H152V91H151ZM163 93V92H162ZM185 93V92H184ZM193 93V94H194ZM234 93L236 94L235 96H229V94L231 95V94H233L234 95ZM75 94L73 95V97L75 96ZM93 94H94V92H93ZM156 94V93H155ZM99 95V94H98ZM188 95H189V93H188ZM188 95H185V97H187ZM199 95V96H200ZM212 95H210V96H212ZM218 95H220V94H218ZM217 95V96H218ZM67 96V97H68ZM85 96V95H84ZM89 96V95H88ZM92 96V95H91ZM95 96H96V94H95ZM95 96H93L94 98H95ZM102 96V95H101ZM148 96V95H147ZM178 96V95H177ZM191 96V95H190ZM66 97V98H67ZM71 95H70V98H73ZM92 97V98H93ZM100 97V96H99ZM163 97V96H162ZM184 97V96H183ZM64 99H65V97H63ZM78 99H79V97H77ZM89 98V97H88ZM87 98V99H88ZM97 98V97H96ZM101 98V97H100ZM127 98V97H126ZM128 98H129V96H128ZM142 98V97H141ZM171 98V97H170ZM177 98H179V97H177ZM182 98V97H181ZM188 98V100H190V101H188V100H186V101H188V102H190L191 103V97H190V99H189V97H187ZM211 98V97H210ZM222 98V96L220 97H218L216 100L218 101V100H220V99ZM224 98H222V99H224ZM91 99V98H90ZM102 99V98H101ZM115 99V98H114ZM120 99V98H119ZM131 99V98H130ZM142 99H144V98H142ZM186 99V98H185ZM212 99V98H211ZM210 99V100H211ZM215 99H212L211 101H214V104H218V105H215L216 106V108H217V106H218V108H219V105L221 104V103H218V102H216L215 103ZM70 100V99H69ZM69 100H68V102H69ZM96 100V99H95ZM122 100V99H121ZM149 100H151V99H149ZM178 100H180V99H178ZM201 100H203V102L201 103ZM210 100H209V102H210ZM61 101H64V102H61ZM94 100H92L91 99V101H89V102H93ZM97 101H98V99H97ZM101 101V100H100ZM185 101V100H184ZM194 101V100H193ZM192 101V102H193ZM220 101H224V100H220ZM43 102V101H42ZM68 102H65V104L66 103H68ZM79 102V101H78ZM81 102V101H80ZM88 102V103H89ZM95 102V101H94ZM122 102V101H121ZM131 102V101H130ZM171 102V101H170ZM169 102V103H170ZM178 102V101H177ZM188 102H186V104L188 103ZM61 103V104H60ZM72 103V102H71ZM98 103H99V101H98ZM101 103V102H100ZM126 103V102H125ZM146 103V102H145ZM176 103V102H175ZM189 103V104H190ZM51 104H53L52 102H51ZM103 104V103H102ZM157 104V103H156ZM183 104V103H182ZM192 104V103H191ZM190 104V105H191ZM193 104H194V102H193ZM213 104V105H214ZM71 105H73V104H71ZM75 105V104H74ZM94 105V104H93ZM92 105V106H93ZM127 105H128V102H127ZM140 105V104H139ZM145 105V104H144ZM143 105V106H144ZM148 105V104H147ZM181 105V104H180ZM204 105V104H203ZM205 105H207V103L205 104ZM204 105V106H205ZM209 105H212V103H209ZM213 105H212V107H213ZM51 106V105H50ZM53 106V107H54ZM75 106H77V105H75ZM88 106H90V105H88ZM121 106V105H120ZM131 106V105H130ZM52 106H51V108H53ZM57 107V108H58ZM65 107V106H64ZM96 107H97V105H96ZM103 107V106H102ZM159 107V106H158ZM183 107V106H182ZM185 107H186V105H185ZM187 107H188V104H187ZM191 107V110H192V105L190 106ZM206 107V106H205ZM205 107H203V109H205ZM211 107V106H210ZM209 107V108H210ZM211 107V108H212ZM63 108V107H62ZM75 108V107H74ZM79 108V107H78ZM92 108H95V107H92ZM107 108V107H106ZM105 108V109H106ZM141 108H142V106H141ZM171 108V107H170ZM193 108V111L192 112H194L195 111V109ZM200 108V107H199ZM198 108V109H199ZM207 109H208V107H206ZM220 108H219V110H220ZM55 108H53L51 111H53ZM65 110H66V108H64ZM69 109V108H68ZM73 109V108H72ZM72 109H70V110H72ZM102 109V108H101ZM153 109V108H152ZM182 109V108H181ZM202 109V108H201ZM200 109V110H201ZM56 110V109H55ZM57 110H59V109H57ZM56 110V111H57ZM92 110V109H91ZM140 110V109H139ZM144 110V109H143ZM150 110V109H149ZM166 110H167V108H166ZM169 110V109H168ZM178 110V109H177ZM206 110V109H205ZM214 110V109H213ZM217 110V109H216ZM62 111H64L63 109H62ZM61 110H60V113L62 112ZM85 111V110H84ZM93 112L95 111L94 109L92 110ZM142 111V110H141ZM161 111V110H160ZM176 111V110H175ZM204 111V110H203ZM202 111V112H203ZM226 111V110H225ZM49 112V111H48ZM58 112V111H57ZM69 112V111H68ZM67 112V114H69ZM72 112V111H71ZM93 112H91V113H93ZM101 112V111H100ZM99 112V113H100ZM112 112V111H111ZM110 112V113H111ZM146 112V111H145ZM179 112V111H178ZM188 112V111H187ZM200 112V111H199ZM202 112L200 113V114H202ZM207 112H208V110H207ZM213 112V111H212ZM231 112H227V113H231ZM52 113V112H51ZM53 113H56V112H54L53 111ZM64 113H66V112H64ZM77 113V112H76ZM90 113V112H89ZM88 113V114H89ZM90 113V114H91ZM96 113V112H95ZM101 113H104L103 111L101 112ZM100 113V114H101ZM142 113V112H141ZM184 113V112H183ZM189 113H190V110H189ZM189 113H187V114H189ZM197 112H195V114H196ZM209 113V112H208ZM63 114V113H62ZM67 114H65V115H67ZM94 114V113H93ZM136 114H139V113H136ZM177 114V113H176ZM186 114V115H187ZM191 114V113H190ZM203 114H206V112H204ZM210 114V113H209ZM219 114V113H218ZM217 114V115H218ZM261 114H263V115H261ZM86 115V114H85ZM92 115V114H91ZM174 115V114H173ZM208 115V114H207ZM213 115V114H212ZM67 116H69V115H67ZM86 116H88V117H91V116H89V115H86ZM97 116H98V114H97ZM97 116H95V114L94 115H92V121H95L96 122V120L98 119V117ZM100 116V115H99ZM102 116H103V114H102ZM105 116V115H104ZM128 116V115H127ZM154 116H155V114H154ZM176 116V115H175ZM181 116V115H180ZM190 116H192V118H194L195 117V115H189V118H190ZM194 116V117H193ZM197 116V115H196ZM199 116V115H198ZM197 116V117H198ZM214 116V115H213ZM224 116V115H223ZM222 116V117H223ZM230 116V115H229ZM66 117V116H65ZM109 117V116H108ZM107 117V118H108ZM196 117V118H197ZM203 117V116H202ZM206 117V116H205ZM208 117V116H207ZM212 117V116H211ZM231 117V116H230ZM85 118V117H84ZM100 118V117H99ZM104 118V117H103ZM102 118V119H103ZM111 118V117H110ZM109 118V119H110ZM200 118H201V116H200ZM213 118V117H212ZM71 119V118H70ZM86 119V118H85ZM101 119V120H102ZM136 119V118H135ZM167 119V118H166ZM181 119H184L185 120V118H181ZM191 119V118H190ZM202 119H204V118H201V121H202ZM210 119V118H209ZM219 119V118H218ZM220 119H221V117H220ZM224 119V118H223ZM77 120V119H76ZM84 120V119H83ZM83 120H82V122H83ZM87 120V119H86ZM85 120V121H86ZM103 120H106V118L105 119H103ZM127 120V119H126ZM179 120V119H178ZM187 120H188V116H187V118H186V123H187ZM197 120V119H196ZM200 120V119H199ZM207 120V119H206ZM205 120V121H206ZM211 120V119H210ZM64 121V120H63ZM78 121V120H77ZM89 121V120H88ZM91 121V120H90ZM89 121V122H90ZM167 121V120H166ZM172 121V120H171ZM192 121H194V119L192 120ZM191 121V122H192ZM198 121V120H197ZM204 121V122H205ZM60 122H62V121H60ZM79 122H81V121H79ZM87 122V121H86ZM181 122V121H180ZM190 122V123H191ZM196 122V121H195ZM72 123H74V121L72 122ZM130 123V122H129ZM179 123V122H178ZM193 123V122H192ZM198 123L199 124H201L199 121H198ZM219 123V122H218ZM220 123H221V121H220ZM75 125L77 124V122L76 123H74ZM74 124H70V125H68V129H71V130H68V131H72V128H70V127H72ZM101 124V123H100ZM103 124V123H102ZM101 124V125H102ZM195 124V123H194ZM223 124V123H222ZM221 124V125H222ZM224 124H225V122H224ZM44 125V124H43ZM91 125V124H90ZM92 125H94L93 123H92ZM165 125V124H164ZM177 125V124H176ZM181 125V124H180ZM187 125V124H186ZM190 125H192L193 126V124H190ZM218 125V124H217ZM221 125H220V127H221ZM262 125V126H261ZM63 126V125H62ZM78 126H79V124H78ZM96 126V125H95ZM110 126V125H109ZM169 126V125H168ZM198 126V125H197ZM177 127V126H176ZM181 127H184V126H181ZM187 127V126H186ZM189 127V126H188ZM187 127V128H188ZM200 127V126H199ZM202 127H203V124H202ZM216 127V126H215ZM258 127V128H259ZM77 128V127H76ZM76 128H75V130H76ZM174 128V127H173ZM178 128H179V126H178ZM185 128V127H184ZM186 128V129H187ZM194 128H195V126H194ZM198 128V127H197ZM201 128V127H200ZM255 128V127H254ZM255 128V129H256ZM257 128V130H260V129H258ZM264 128V127H263ZM262 128V129H263ZM65 129V128H64ZM93 130V131H95L96 129L93 127H91V128H89L88 130ZM163 129V128H162ZM174 129H177V128H174ZM173 129V130H174ZM185 129V130H186ZM189 129H190V127H189ZM193 129V128H192ZM203 129V128H202ZM223 129V128H222ZM225 129V128H224ZM249 129V131H251ZM261 129V132L264 130H262ZM89 131V133L90 132H93V131ZM150 130V129H149ZM169 130V129H168ZM168 130H167V132H168ZM181 130H182V128H181ZM197 130V129H196ZM199 130V129H198ZM240 130V131H241ZM245 130V131H246ZM256 130V131H257ZM98 131V130H97ZM155 131H156V129H155ZM179 131V130H178ZM194 132H195V130H193ZM205 131V130H204ZM224 131V130H223ZM248 130H247V132H249ZM255 131V130H254ZM104 132V131H103ZM172 132V131H171ZM95 133V132H94ZM153 133H154V131H153ZM175 133H177V131L175 130ZM185 133V132H184ZM183 133V134H184ZM191 133H192V131H191ZM190 133V134H191ZM212 133V132H211ZM226 133V132H225ZM232 133V132H231ZM259 133H260V131H259ZM169 134V133H168ZM178 134V133H177ZM189 134V133H188ZM187 134V132H186V134L185 135H188ZM192 134H194V133H192ZM196 135H197V133H195ZM198 134H199V132H198ZM242 134H244V133H242ZM264 134V133H263ZM96 135V134H95ZM99 135V134H98ZM182 135V134H181ZM207 135H208V133H207ZM223 135V134H222ZM235 135V134H234ZM237 135H238V133H237ZM251 135H254V134H251ZM258 135V134H257ZM256 135V136H257ZM260 135V134H259ZM139 136V135H138ZM146 136V135H145ZM183 136V135H182ZM192 136H194V135H192ZM191 135H189L188 137H190V139H192L191 137H192ZM202 135H200V137H201ZM232 136V135H231ZM239 136V135H238ZM264 136V135H263ZM136 137V136H135ZM152 137V136H151ZM164 137V136H163ZM175 137H176V134H175ZM178 137H180V136H178ZM196 137V136H195ZM193 138V141H194V139H198V138ZM203 137V136H202ZM220 137V136H219ZM225 137V136H224ZM234 137V136H233ZM249 137H251V136H249ZM262 137V136H261ZM128 138V137H127ZM137 138V137H136ZM149 138V137H148ZM169 138H171V137H169ZM181 138V137H180ZM185 138H187V136H185ZM212 138V137H211ZM222 138V137H221ZM227 138V137H226ZM241 138V137H240ZM248 138V137H247ZM108 139V138H107ZM145 139V138H144ZM177 139V138H176ZM190 139H184L185 141H191ZM230 139V138H229ZM258 139V138H257ZM43 140V139H42ZM148 140V139H147ZM170 140V139H169ZM172 140V139H171ZM182 140V139H181ZM231 140V139H230ZM253 140V139H252ZM144 141V140H143ZM187 141V142H188ZM192 141V142H193ZM212 141V140H211ZM223 141V140H222ZM236 141V140H235ZM238 141V140H237ZM240 141H242V140H240ZM249 141V140H248ZM256 141V140H255ZM254 141V142H255ZM258 141V140H257ZM166 142H168V141H166ZM176 142H178L177 140H176ZM180 142V141H179ZM188 142V143H189ZM191 142V143H192ZM197 142V141H196ZM231 142V141H230ZM264 142V141H263ZM142 143V142H141ZM145 142H143V144H144ZM149 143V142H148ZM181 143H182V141H181ZM214 143V142H213ZM226 143V142H225ZM43 144V143H42ZM164 144V143H163ZM166 144V143H165ZM177 144V143H176ZM175 144V145H176ZM182 144H184V142L182 143ZM260 144V143H259ZM137 145H138V143H137ZM140 145V144H139ZM171 145H173V148H175V145H174V143L172 144L171 143ZM180 145V144H179ZM190 144H188L187 146H189ZM193 146H194V144H192ZM191 145V146H192ZM232 145V144H231ZM237 145V144H236ZM256 147L255 148H258L256 151L257 152H255V150H253V148L254 147H252V150H253V153L255 152V153H257V154H255V157L256 156H261V159H263L264 158V143H263V146H262V144H260L259 145V147H258V144L256 143ZM42 146H45V145H42ZM47 146V145H46ZM144 146V145H143ZM157 146V145H156ZM166 146H168V145H166ZM181 146V145H180ZM184 146V145H183ZM183 146H182V148H183ZM212 146V145H211ZM238 146H239V144H238ZM238 146H236V147H238ZM242 146H245V145H243L242 144ZM241 145H240V148H241V151L239 152V153H242V150L244 149V157L241 155V157H243V158H245V160H247V161H250V160H252L253 159V156H249V155H251L250 153H252V150L250 149V147H247V146H245V147H242ZM107 147V146H106ZM138 147V146H137ZM140 147V146H139ZM178 147V146H177ZM190 147V146H189ZM221 147V146H220ZM235 147V148H236ZM42 148H44V147H42ZM133 148V147H132ZM145 148H146V146H145ZM163 148V147H162ZM181 148V149H182ZM194 148V147H193ZM230 147H228L227 149H229ZM232 148V147H231ZM254 148V149H255ZM49 149V148H48ZM47 149V150H48ZM98 149V148H97ZM138 149V148H137ZM144 149V148H143ZM160 149V148H159ZM167 149H169V148H167ZM179 149H180V147H179ZM178 149V150H179ZM180 149V150H181ZM187 150V152L189 151L188 149H186V148H183V150ZM190 149H192L191 147H190ZM216 149V148H215ZM95 150V149H94ZM139 150V149H138ZM141 150V149H140ZM145 150V149H144ZM162 150H164V149H162ZM176 150V149H175ZM177 150V152L175 151V152H171V150H170V152L171 153H169L168 155H165L166 157V159H164V161H165V163H163V166H165V165H169V164H171L172 162H174V165L175 164H177L178 166H179V164L181 163L182 164V162H184V161H186V158H188L186 155H188L187 153H185V154H183V153H181V152H179ZM195 150H197V149H195ZM198 150H200L199 148H198ZM224 150V149H223ZM44 151V150H43ZM122 151H124V150H122ZM135 151V150H134ZM172 151H174V150H172ZM231 151V150H230ZM229 151V152H230ZM251 151V152H250ZM45 152V151H44ZM48 152V151H47ZM95 152V151H94ZM106 152V151H105ZM139 152V151H138ZM141 152V151H140ZM147 152H149L148 150H147ZM157 152V151H156ZM183 152V151H182ZM190 152V151H189ZM202 152V151H201ZM43 153V152H42ZM107 153V152H106ZM122 153V152H121ZM162 153V152H161ZM235 153L237 154V151H235ZM239 153H238V155H239ZM253 153H252V155H253ZM49 154V153H48ZM108 154V153H107ZM107 154H105V155H107ZM125 154V153H124ZM124 154H123V156H124ZM155 154V153H154ZM203 154V153H202ZM235 154V155H236ZM110 155V154H109ZM119 155V154H118ZM160 155V154H159ZM217 155V154H216ZM92 156V155H91ZM94 157H95V155H93ZM92 156V157H93ZM101 156V155H100ZM103 156V155H102ZM122 156V155H121ZM123 156L121 157V158H123ZM132 156V155H131ZM130 156V157H131ZM143 156V155H142ZM154 156V155H153ZM157 156V155H156ZM89 157V156H88ZM98 157V156H97ZM107 157V156H106ZM164 157V156H163ZM263 157V158H262ZM121 158H120V160H121ZM126 158V157H125ZM125 158L124 159H122L121 161L123 162H126V161H128V160H125ZM133 159H134V157H132ZM136 158V157H135ZM144 158V157H143ZM153 158V157H152ZM161 157H159V159H160ZM240 158V157H239ZM88 159V158H87ZM93 159V158H92ZM95 159V158H94ZM108 159V158H107ZM137 159H138V157H137ZM137 159H135V161H137ZM139 159H140V157H139ZM154 159V158H153ZM190 159V158H189ZM192 159V158H191ZM255 159V158H254ZM254 159L252 160V162L254 161ZM260 159V158H259ZM260 159V160H261ZM90 160V158L87 160V161H89ZM119 160V161H120ZM145 160H147V159H143V161L144 162H146ZM229 160H230V158H229ZM237 160V159H236ZM235 160V161H236ZM239 160V159H238ZM237 160V161H238ZM241 160V159H240ZM259 160V161H260ZM91 161V163H90V165L92 164V162H93V160H90ZM89 161V162H90ZM95 161V160H94ZM131 161H132V159H131ZM141 161V160H140ZM138 161L139 163L137 164V165H140V163L141 162H143V161ZM147 161H149L150 162V160H147ZM154 161L155 160H153V163H154ZM189 161V160H188ZM242 161H244L243 159H242ZM257 161V160H256ZM255 161V162H256ZM262 161V160H261ZM263 161H264V159H263ZM85 162H86V160H85ZM89 162H87V163H89ZM122 162H120V163H122ZM123 162V163H124ZM129 162V161H128ZM134 162V161H133ZM143 162V163H144ZM149 162H148V164H147V168H149ZM157 162H160V161H156V163ZM229 162V161H228ZM227 162V163H228ZM239 162V161H238ZM241 162V161H240ZM246 162V161H245ZM244 162V163H245ZM258 162V161H257ZM257 162H256V164H257ZM122 163V165H124ZM132 163V162H131ZM143 163H141L142 165H144ZM147 163V162H146ZM179 163V164H178ZM217 163V162H216ZM226 163V162H225ZM226 163V164H227ZM242 163V162H241ZM249 163V162H248ZM248 163H247V166H248ZM251 163V162H250ZM254 163V162H253ZM262 163V162H261ZM264 163V162H263ZM93 164H95V163H93ZM135 164V163H134ZM150 164H151V162H150ZM165 164V165H164ZM184 164V163H183ZM186 164V163H185ZM219 164V163H218ZM233 164V163H232ZM246 164V163H245ZM255 164V163H254ZM254 164H252V165H254ZM128 165H130V166H128ZM128 167L130 168L131 167V164H130V162L128 163ZM133 165V164H132ZM153 166L152 167H155L154 166V164H152ZM156 165V164H155ZM173 165V164H172ZM173 165V166H174ZM176 165V166H177ZM222 165V164H221ZM231 165V164H230ZM242 165H244V164H242ZM86 166V165H85ZM125 166V168L127 167L126 165H124ZM123 166V167H124ZM157 166V165H156ZM158 166H160V165H158ZM157 166V167H158ZM162 166V165H161ZM171 166V165H170ZM183 166V165H182ZM185 166V165H184ZM189 166V165H188ZM229 166V165H228ZM245 166V165H244ZM258 166V165H257ZM89 167H91V166H89L88 165V168L87 167H85L86 169H89ZM135 167V166H134ZM141 167V166H140ZM140 167L138 166V168H136L135 170L137 171V173H140L139 172V170H141L140 169ZM143 167V166H142ZM152 167H150V169L149 170H151L152 169ZM167 167H169V166H167ZM167 167H164V168H167ZM238 167V166H237ZM239 167H241V166H239ZM249 167V166H248ZM117 168V167H116ZM123 169L122 168V170L123 171H125V173H127V172H129L128 170H130V169ZM159 168V167H158ZM163 168V167H162ZM164 168H163V170H164ZM170 168V167H169ZM179 168H180V166H179ZM182 168V167H181ZM184 168V167H183ZM182 168V169H183ZM210 168V167H209ZM134 169V168H133ZM171 169V168H170ZM172 169H174L175 170V167L174 168H172ZM191 169V168H190ZM249 169H250V167H249ZM254 169V168H253ZM118 170V169H117ZM119 170H121V168L119 169ZM118 170V171H119ZM143 170H145V169H143ZM143 170H141V171H143ZM154 172H155V170L154 169H152ZM163 170H162V173H163ZM167 170H168V168H167ZM174 170H172V172L174 171ZM176 170H177V168H176ZM209 170V169H208ZM225 170V169H224ZM240 170H242V169H240ZM244 170V169H243ZM251 170V169H250ZM82 171V170H81ZM92 170H90L89 169V171H88V174H87V171L85 172V174H87V176L90 174V173H92L91 172ZM123 171H119V173H124ZM131 171V170H130ZM178 171H179V169H178ZM180 171H182V170H180ZM200 171V170H199ZM217 171V170H216ZM226 171V170H225ZM224 171V172H225ZM229 171V170H228ZM232 171V170H231ZM145 172V171H144ZM154 172H153V174H154ZM159 172V171H158ZM157 172V173H158ZM161 172V171H160ZM167 172V171H166ZM170 172V171H169ZM185 172H186V170H185ZM195 172H196V170H195ZM214 172V171H213ZM218 172V171H217ZM246 172V171H245ZM263 172V171H262ZM94 173H97V172H93L92 174L94 175V177H95V175H96V177L97 178H99V180H100V177H98L97 176V174H94ZM119 173H114L115 175H119ZM124 173V174H125ZM136 173V172H135ZM134 173V174H135ZM174 173V172H173ZM176 173H177V171H176ZM179 173H184V170L182 171V172H179ZM178 173V174H179ZM215 173V172H214ZM228 173V172H227ZM229 173H231V172H229ZM244 173V172H243ZM247 173V172H246ZM92 174H90L89 176H91ZM121 174L118 176V177H120L121 178ZM128 174V173H127ZM133 174V173H132ZM131 174V175H132ZM142 174V173H141ZM147 173H145V176H147L148 177V174L146 175ZM164 174V173H163ZM166 174V173H165ZM185 174V173H184ZM188 174V172H186V175ZM207 174V173H206ZM92 175V176H93ZM131 175H129L130 176V178H131ZM136 175V174H135ZM156 174H154V176H155ZM158 175H161L160 173L158 174ZM167 175V174H166ZM165 175V177H161V178H159V176H158V178L157 179H155V182H154V178L152 179L153 181V183H151V182H148L149 184H148V186L145 188V189H140V187H142V184H140L141 183V181L143 180V179H141V180H138L140 183V186H138V184H136L135 182V184L137 185V187L139 188V189H133L132 191H128V192H130L129 193V195L128 194H125V195H127V196H123V198H122V200L124 201H122L124 204H127V206H126V208L128 207V209H126V211L127 212H122L121 213V215H124V216H121V226H122V224H123V229H124V231H123V229L121 228V231H123V232H121V234L123 233V235H121V236H119V234L116 232V234L118 235V237L116 238V237H112L111 239H107V237L108 236H106L105 237V239H107V241H105L104 240V238H103V240H104V244L106 245L107 244V248H106V250L107 249H109L112 253H114V252H116L117 254H119V253H121L122 255L124 254L123 252L125 251V252H127L126 250H128V247H127V245H128V243L131 241V240H133V235H134V233H133V228H132V231H131V228H130V226H128V225H126V224H128V222H125V221H127L128 220V218H129V215L130 214H132L133 212H134V215L135 214H138V215H140L139 214V211L138 210H140V208H141V205L143 204V206H144V204H145V206L148 204H150V205H153V207H155L154 209H156L155 210V213H154V215L156 214V211L157 210H160L161 211V214L163 213V215H164V212L165 211H169V214H172L173 215V213L175 214V212H173V210L174 211H176L175 209H173L174 207H175V205H176V203L178 202L177 201V199H178V197L175 195V191H174V189L175 188H172V185H171V183H170V178H174L175 179V176H173L172 174V176L171 177H167ZM181 175V174H180ZM179 175V176H180ZM190 175V174H189ZM205 175V174H204ZM231 175H232V173H231ZM244 175H245V173H244ZM81 176H83L82 175V172H81ZM85 177L86 179H83V180H85L86 182H87V179H88V182H89V178H90V180H91V178L92 177ZM100 176V175H99ZM116 176V177H117ZM125 176V175H124ZM128 176V175H127ZM139 176H141L140 174L138 175L137 174V177H135L134 179L137 181V179L136 178H139ZM144 176V175H143ZM143 176H141V178L143 177ZM145 176H144V178H145ZM168 176H170V174L168 175ZM182 176V175H181ZM183 176H185V175H183ZM188 176V175H187ZM251 176V175H250ZM149 177H151L150 176V174H149ZM177 177V176H176ZM186 177V176H185ZM185 177H182L183 179H185ZM189 177V180H190V176H188ZM196 177V176H195ZM218 177V176H217ZM234 177V176H233ZM257 177V176H256ZM115 178V177H114ZM169 178V179H168ZM179 178V177H178ZM230 178V177H229ZM228 178V179H229ZM149 179V178H148ZM181 179V178H180ZM180 179H177L176 180V183H177V181L178 180H180ZM188 179V178H187ZM200 179V178H199ZM211 179V178H210ZM238 179V178H237ZM244 179V178H243ZM96 181L98 180V179H95ZM98 180V181H99ZM115 180V179H114ZM119 180V179H118ZM117 180V181H118ZM123 180H125L124 178H123ZM122 179L121 180H119V182L120 181H123ZM194 181H195V183L197 184L198 182H196V180H197V178H196V180L195 179H193ZM97 181V182H98ZM129 181V180H128ZM130 181H132V178H131V180ZM145 181V180H144ZM143 181V182H144ZM150 181V180H149ZM185 181V180H184ZM191 181V180H190ZM194 181H193V184H195L194 183ZM210 181V180H209ZM223 181V180H222ZM225 181V180H224ZM230 181V180H229ZM236 181V180H235ZM237 181H239V179L237 180ZM236 181V182H237ZM240 181H242V180H240ZM83 182V181H82ZM95 181H94V178H93V183H94ZM127 182V181H126ZM125 181L123 182V183H126ZM146 182V181H145ZM144 182V183H145ZM171 182H173L172 181V179H171ZM180 183H181V181H179ZM179 182H178V185H176V186H179ZM200 182V181H199ZM233 182V181H232ZM243 182V181H242ZM245 182V181H244ZM260 182V181H259ZM92 183V184H93ZM96 183V182H95ZM95 183L92 185L90 182H89V184L90 185H92L94 188H95ZM99 183V182H98ZM96 183V186L98 187V185H100V187L99 188H101L102 186H101V184L99 183ZM128 183V182H127ZM134 183H132V185L134 184ZM138 183V182H137ZM174 183V182H173ZM229 183V182H228ZM239 183V182H238ZM85 184H87V183H85ZM89 184H87V186H89ZM118 184V183H117ZM122 184V183H121ZM120 184V185H121ZM147 184V183H146ZM146 184H144V185H146ZM184 184H185V182H184ZM183 184V185H184ZM187 184H189V182L187 183ZM191 184L192 183H190V185H188V186H191ZM201 184V183H200ZM210 184V183H209ZM212 184V183H211ZM243 184V183H242ZM119 185V186H120ZM131 185V184H130ZM136 185H135V187H136ZM175 185V184H174ZM199 185V184H198ZM205 185H207V184H205ZM219 185V184H218ZM217 185V186H218ZM220 185H223V183L222 184H220ZM227 185V184H226ZM87 186H86V188H87ZM123 185H121V190L123 189V187H122ZM126 186H129V184H126L125 185V187ZM164 186H167L168 188V192H167V194L166 195H163V191H162V189H163V187ZM176 186H174V187H176ZM182 186V185H181ZM203 186V185H202ZM208 186V185H207ZM206 186V187H207ZM216 186V185H215ZM229 186V185H228ZM232 186H234V185H232ZM236 186V185H235ZM92 187V190H94V188ZM133 187V186H132ZM192 187V186H191ZM194 187V186H193ZM193 187L192 188H190V192L192 191V194H193V190H191V189H193ZM198 187V186H197ZM244 187H245V185H244ZM251 187H252V185H251ZM89 188V187H88ZM99 188H97V189H99ZM177 188H179V187H176V189ZM186 188H187V186H186ZM202 188V187H201ZM204 188V187H203ZM234 188V187H233ZM236 188V187H235ZM264 188V187H263ZM89 189H91V186H90V188ZM103 189V188H102ZM125 189V188H124ZM123 189V190H124ZM128 189V188H127ZM132 189V188H131ZM175 189V190H176ZM200 189V188H199ZM209 189V188H208ZM212 189V188H211ZM242 189V188H241ZM240 189V190H241ZM255 189H257V188H255ZM96 190V189H95ZM94 190V191H95ZM194 190H196V188H194ZM198 190V189H197ZM217 190V189H216ZM222 190V189H221ZM100 191H102V190H100ZM126 191V189L124 190V192ZM177 191V190H176ZM178 191H179V189H178ZM199 191H204L203 189L202 190H198V192ZM207 191H209V190H207ZM206 191V192H207ZM220 191V190H219ZM224 191V190H223ZM91 192V191H90ZM93 192V191H92ZM98 192H99V190H98ZM97 192V193H98ZM120 193H121V191H119ZM175 192V193H174ZM210 192V191H209ZM218 192V191H217ZM216 192V193H217ZM225 192V191H224ZM234 192V191H233ZM235 192H236V190H235ZM242 192V191H241ZM182 193V192H181ZM194 193H195V191H194ZM93 194H95V192L93 193ZM99 194V193H98ZM187 194H190L189 192L187 193ZM187 194H185V196L187 195ZM191 194V195H192ZM198 193L196 192V194L195 195H197ZM199 194H201V193H199ZM198 194V195H199ZM203 194H205L204 192L202 193V195ZM214 194V193H213ZM218 194H219V192H218ZM223 194V193H222ZM229 194H230V192H229ZM232 194V193H231ZM230 194V195H231ZM236 194V193H235ZM239 194V193H238ZM96 195V194H95ZM115 195H116V193H115ZM178 195V194H177ZM194 195V194H193ZM193 195L191 196L192 198H193ZM224 195V194H223ZM226 195V194H225ZM99 196V195H98ZM117 196V195H116ZM178 196H180V194L178 195ZM183 196V195H182ZM181 196V197H182ZM188 196V195H187ZM220 196V195H219ZM239 196V195H238ZM122 197V196H121ZM177 197V198H176ZM190 197V196H189ZM190 197V198H191ZM200 197V196H199ZM202 197V196H201ZM200 197V198H201ZM224 197H226V196H224ZM229 197V196H228ZM234 197H236V196H234ZM246 197V196H245ZM258 197V196H257ZM120 198V197H119ZM217 198H218V196H217ZM233 198V197H232ZM237 198V197H236ZM240 198V197H239ZM248 198V197H247ZM180 200L182 199V198H179ZM214 199V198H213ZM242 199V198H241ZM241 199H240V201H241ZM255 199V198H254ZM179 200V201H180ZM184 200H185V197H184ZM183 200V201H184ZM189 201L191 200V199H188ZM194 200H196V201H198L197 203H198V205H199V200L198 199H193V201ZM201 200H203V199H201ZM209 200V199H208ZM208 200H206V201H208ZM210 200H211V198H210ZM220 200V199H219ZM234 200V199H233ZM247 200V199H246ZM249 200V199H248ZM188 201V202H189ZM192 201V200H191ZM190 201V202H191ZM205 201V202H206ZM212 201V200H211ZM215 201H218V199L217 200H215ZM214 200H213V206H215L214 205V202H215ZM222 201H224V200H222ZM227 201V200H226ZM243 201V200H242ZM181 202H182V200H181ZM180 202V203H181ZM186 201H184V203H185ZM188 202H186V204H188ZM203 202V201H202ZM136 203L137 204H141L139 207H137V206H135L136 205ZM204 203V202H203ZM216 203V206H217V202H215ZM219 203V202H218ZM221 203V202H220ZM223 203V202H222ZM240 203H243V202H240ZM250 203V202H249ZM121 204V203H120ZM178 204H179V202H178ZM185 204V205H186ZM191 204H194V203H192L191 202ZM209 205H211L210 204V202L208 203ZM207 204V205H208ZM231 204V202L229 201V202H224L223 203V207L222 208H226V210H227V208H228V212H227V214H224V209H223V211H222V209L220 210V208L219 209H217V214H218V212H219V214L221 213V212H223V213H221V214H224V215H228V213H229V215L231 216V218L232 217H236L235 216V212H236V206H235V204L232 206V205H230ZM184 205V204H183ZM197 205V204H196ZM200 205H201V202H200ZM206 205V204H205ZM208 205V207H210ZM221 206V204H218V206ZM237 205V204H236ZM263 205V204H262ZM119 206V205H118ZM142 206V207H143ZM180 206H182V205H179V207ZM189 206V205H188ZM190 206H192V205H190ZM190 206H189V208H190ZM194 206H195V204H194ZM203 206V205H202ZM215 206V207H216ZM230 206H232V207H236L235 208V210H233L232 211V207H230ZM258 206V205H257ZM120 207V206H119ZM122 207V206H121ZM182 207H184V206H182ZM181 207V208H182ZM252 207V206H251ZM255 207V206H254ZM116 208V207H115ZM118 208V207H117ZM145 208V207H144ZM148 208H150V206L148 207ZM188 208V209H189ZM203 208V207H202ZM201 208V206H200V209H201V211L203 210ZM205 208V207H204ZM207 208V207H206ZM205 208V209H206ZM257 208H259V207H257ZM256 208V209H257ZM146 209H147V207H146ZM173 209V210H172ZM177 210H178V207L176 208ZM184 209H187V206H186V208H184ZM197 209L199 210V207H197ZM208 209V208H207ZM243 209V208H242ZM116 210V209H115ZM114 210V211H115ZM118 210H119V208L117 209V212H118ZM144 210V209H143ZM150 210H151V208H150ZM170 210H172V213H170ZM183 210V209H182ZM191 210V209H190ZM189 210V211H190ZM211 210V207L208 209V210H205V212L207 211H210ZM215 210V209H214ZM214 210H212V211H214ZM36 211V210H35ZM55 211V210H54ZM138 211V212H137ZM145 211V210H144ZM147 211V210H146ZM143 212V211H141V212H143L144 214L145 213H147V212ZM149 211V210H148ZM184 211V210H183ZM188 211V210H187ZM192 211V210H191ZM196 211V210H195ZM195 211H192V212H195ZM201 211H199V212H201ZM221 211V212H220ZM248 211V210H247ZM253 211V210H252ZM257 211H259V210H257ZM40 212V211H39ZM60 212V211H59ZM132 212V213H131ZM136 212V213H135ZM149 212H152V211H149ZM149 212L147 213V214H145L146 216L149 214ZM177 212V211H176ZM185 212V211H184ZM192 212H190V215L192 214ZM202 212H204V211H202ZM201 212V213H202ZM216 212V211H215ZM214 212V213H215ZM250 212V211H249ZM48 214H46V215H44L43 216V218L40 220V222H41V224H40V226L42 225V227L41 228H45L46 229V227H48V226H50V225H53L52 227L53 228H55V232H57V235H58V238L57 239H59V240H56V241H58V243H60V245L61 244H63L62 243V240H61V233L63 232V231H65L66 232V230H69L68 228L66 229V228H64V229H66V230H62V224H63V222L61 223V221L60 222H58L61 218H58L59 216H61L62 217V219L61 220H63V216H62V214L61 215H59L58 217H56L55 215V218H57V220L56 219H54V216H53V212H47ZM67 213H69V212H67ZM153 213V212H152ZM182 213L183 212H181V218H183V216L185 215H183L182 216ZM212 213V212H211ZM226 213V212H225ZM235 213V214H234ZM242 213H243V211H242ZM245 213V212H244ZM257 213V212H256ZM55 214V213H54ZM58 214V213H57ZM56 214V215H57ZM60 214V213H59ZM65 214H66V212H65ZM127 214V215H126ZM159 214V213H158ZM166 214V213H165ZM168 214V213H167ZM166 214V215H167ZM168 214V215H169ZM194 214V216H195V213H193ZM192 214V215H193ZM208 215H209V213H207ZM216 214V213H215ZM234 214V215H233ZM239 214V213H238ZM251 214V213H250ZM255 214V213H254ZM67 215V214H66ZM66 215H64V218L65 217H67ZM141 215H143V214H141ZM166 215H164V216H166ZM167 215V216H168ZM176 215V214H175ZM178 215V214H177ZM204 215H206L205 213H204ZM223 215V216H224ZM249 215V214H248ZM253 215V214H252ZM41 216V215H40ZM137 216V215H136ZM169 216H171V215H169ZM187 216H189V214L187 213ZM186 215L184 216V218H186L187 217ZM198 215H196V217H197ZM239 216V215H238ZM244 216V215H243ZM250 216V215H249ZM254 216V215H253ZM261 216H262V214H261ZM42 217V216H41ZM122 217H125V218H127V220L124 218V220H122L123 218ZM140 216H138V218H139ZM142 217V216H141ZM140 217V218H141ZM145 217V216H144ZM148 217V216H147ZM147 217H145V219L147 218ZM149 217H151L150 216V214H149ZM148 217V218H149ZM153 218L152 219H154V216H152ZM156 217V216H155ZM172 217V216H171ZM180 217V216H179ZM179 217H178V219H179ZM190 218L192 217V216H189ZM201 217V216H200ZM202 217H203V214H202ZM226 217V216H225ZM228 218H229V216H227ZM241 217V216H240ZM248 217V216H247ZM256 217V216H255ZM134 218H136V217H134ZM133 218V219H134ZM160 218H162V216H160L159 218H158V215H157V219H154V220H158V219H160ZM165 218V217H164ZM163 218V219H164ZM177 218V217H176ZM175 218V219H176ZM199 218V217H198ZM204 218V217H203ZM203 218H202V221H203ZM214 218V217H213ZM220 218L223 220L224 218L222 217V216H220ZM219 218V219H220ZM264 218V217H263ZM145 219H144V222H146L145 221ZM151 218L150 219H148V220H152ZM166 219H168V218H166ZM165 219V220H166ZM227 219V218H226ZM225 219V220H226ZM233 219V218H232ZM239 219V218H238ZM253 219V218H252ZM256 219H257V217H256ZM36 220V219H35ZM55 220L57 221V222H55ZM120 220V219H119ZM139 220H141V219H139ZM142 220H143V217H142ZM161 220V219H160ZM164 220V221H165ZM169 220V219H168ZM173 220V219H172ZM177 220V219H176ZM183 220V219H182ZM184 220H186V219H184ZM183 220V221H184ZM201 220V219H200ZM205 220V219H204ZM231 220V219H230ZM240 220V219H239ZM239 220H236V218H235V221H233V222H235V226H237V227H235V228H233V227H229V228H226V233H228L229 234V236H231V234L232 235H234V238L236 239V238H238V236H239V234H241L240 232H242L241 231V227H243V226H241L242 224H241V220H240V222H239ZM244 220V219H243ZM242 220V221H243ZM246 220V219H245ZM257 220H261V221H264V220H262L261 218H258ZM67 221V220H66ZM65 221V222H66ZM123 221V222H122ZM130 221V220H129ZM153 221V220H152ZM187 221H188V217H187V220H186V224H187ZM192 221H194V220H192ZM195 221H196V219H195ZM214 221V220H213ZM228 220H226V222H227ZM260 221V222H261ZM39 222V223H40ZM72 223H74L73 221H71ZM70 222V220H69V223H71ZM131 222V221H130ZM143 222V221H142ZM151 222V221H150ZM156 222H158V221H156ZM156 222H154V223H156ZM167 222V221H166ZM169 222V221H168ZM172 222V221H171ZM171 222H170V225L173 227V224H171ZM177 222H179L180 223V221L179 220H177ZM177 222H175V223H177ZM198 222H199V220H198ZM217 222H218V220H217ZM229 222V221H228ZM232 222V221H231ZM237 222V223H236ZM255 222H257V221H255L254 219H253V222H251L252 224L254 223L255 224V228H254V225H253V229H251L252 230V232L251 233H249L251 230H249V232L247 231V228H245L246 229V232H245V230L243 231V232H245L246 233V237H245V235H244V238H246V240H248L249 241V243L251 242V241H253L254 239H255V237H256V235H257V238H258V235L261 233L260 231H264V222H261L262 224L260 225V224H258V222L257 223H255ZM259 222V223H260ZM69 223H67V224H69ZM149 223V221L147 222V224ZM152 223V222H151ZM154 223H153V227H154ZM191 223V222H190ZM230 223V222H229ZM241 225H240V224ZM244 223V222H243ZM247 223V222H246ZM245 223V224H246ZM250 223V224H251ZM28 224V223H27ZM24 225V226H22L21 228H22V230H24L25 228L27 229L28 228V230L30 229L29 227L30 226H28V225ZM159 223H157V224H155V225H158ZM169 224V223H168ZM192 224H196V222L195 223H192ZM192 224H190V225H192ZM198 224V223H197ZM207 223H205V225H206ZM217 224V223H216ZM232 224H234V223H231V225L229 224V226H232ZM244 224V225H245ZM70 225V224H69ZM136 225V224H135ZM134 225V226H135ZM151 225V224H150ZM161 225V224H160ZM160 225H159V227L158 228H156V227H154L155 228V231H154V229L152 230V228H150L149 226H147V225H145V230L144 229H141V231L142 230H144L142 233H143V235H146L147 237L145 238V240H143V242L144 241H146V240H148V244H149V246H153L152 248H154V246H155V248L158 250V252H159V260H158V262L156 263V264H164V260H165V258H167V264H171L170 262H169V259H168V255L165 253V250H166V247H165V250L163 249L164 248V246L161 244V240H160V235H161V231H160ZM165 225L167 226V224L165 223ZM165 225H164V230H163V228H161L162 230H163V232L165 231ZM179 224H177V226H178ZM183 225V224H182ZM188 225V224H187ZM214 225V224H213ZM219 225H221V224H218V226ZM262 226V230H258V228L257 227H260V226ZM21 226V225H20ZM39 226V225H38ZM144 225H142V227H143ZM147 226V227H146ZM151 226V227H152ZM175 226V225H174ZM184 226H186L185 224H184ZM195 226H197V225H195ZM200 226H201V224H200ZM207 226V225H206ZM205 226V227H206ZM216 226V225H215ZM245 226H247V225H245ZM32 227V226H31ZM139 227V226H138ZM142 227H140V228H142ZM169 227V226H168ZM180 227V226H179ZM192 227V226H191ZM198 227H199V224H198ZM212 227V226H211ZM225 227V226H224ZM248 227V226H247ZM249 227H251V226H249ZM24 228V229H23ZM71 228V227H70ZM119 228V227H118ZM136 228V227H135ZM134 228V229H135ZM144 228V227H143ZM174 228V227H173ZM178 228V227H177ZM181 228H182V226H181ZM184 229H185V227H183ZM188 228H190V227H188ZM193 228H195V227H193ZM202 228V230H203V227L201 226L200 227V229ZM244 228V227H243ZM242 228V229H243ZM25 229V230H26ZM32 229V228H31ZM38 229V228H37ZM48 229V228H47ZM117 229V228H116ZM149 229H151V231H149ZM171 229V228H170ZM183 229V230H184ZM186 229H187V227H186ZM192 229V228H191ZM206 229H207V227H206ZM239 229H240V231H239ZM248 229H250V228H248ZM260 229H261V227H260ZM21 230V229H20ZM33 230V229H32ZM32 230H30V231H32ZM139 230V229H138ZM137 230V231H138ZM169 230V229H168ZM173 230V229H172ZM178 230V229H177ZM176 230V231H177ZM187 230H189V229H187ZM220 230V229H219ZM218 230V231H219ZM224 230H225V228H224ZM224 230H222V231H224ZM258 230V231H257ZM29 231V237H30V240L31 241H26L27 243H31V242H33V243H37V242H42L43 243V239H42V241H40L41 240V238H40V236L42 235L41 234V232H40V236H38L37 235V233L35 232V230H34V232L32 231V232H30ZM38 231V230H37ZM116 231V230H115ZM114 231V232H115ZM119 231H120V229H119ZM136 230H134V232H135ZM140 231V230H139ZM194 231V230H193ZM196 231H199V230H196ZM201 231V230H200ZM204 231H205V229H204ZM204 231H203V234H201V236H203V238H207V237H205V235H206V233H204ZM212 232H214L213 230H211ZM259 233V234H257V232ZM54 232V233H55ZM166 232H167V230H166ZM171 232V231H170ZM180 232H181V230H180ZM180 232H179V230H178V232H174L173 231V233H174V241H175V239H176V236L178 235V234H180ZM183 232V231H182ZM186 232V233H185ZM206 232V231H205ZM208 232V231H207ZM225 232V231H224ZM223 232V233H224ZM27 233V232H26ZM46 233V232H45ZM68 233V232H67ZM66 233V234H67ZM141 233V232H140ZM184 233L187 235L189 232H187L186 230H184ZM193 232H191V234H192ZM195 233V232H194ZM194 233L192 234L193 235V237H192V239H194ZM197 233V232H196ZM199 233V232H198ZM264 233V232H263ZM39 234V233H38ZM69 234V233H68ZM139 233H137V235H138ZM163 235H164V233H162ZM170 234V233H169ZM208 235L210 234V228H209V233H207ZM214 234V233H213ZM216 234V233H215ZM262 234V233H261ZM56 235V236H57ZM114 235V234H113ZM142 235V236H143ZM183 235V234H182ZM182 235H180V237L182 236ZM199 235V238L198 239H202V237H200V233L198 234ZM221 235V234H220ZM227 235V234H226ZM242 235V234H241ZM240 235V236H241ZM263 235V234H262ZM101 236V235H100ZM114 236H116V235H114ZM135 236V235H134ZM166 236H167V234H166ZM171 236V235H170ZM189 236H190V234H189ZM197 236V234H195V237ZM210 236H212V234H210ZM215 236V235H214ZM213 236V237H214ZM216 236H217V234H216ZM228 236V235H227ZM239 236V237H240ZM260 236V235H259ZM42 237V236H41ZM44 237H45V235H44ZM55 237V236H54ZM63 237V236H62ZM144 237V236H143ZM153 237H155V239L153 238ZM164 237H165V235H164ZM169 237V236H168ZM168 237H166V239L168 240L169 238ZM173 237V236H172ZM188 237V236H187ZM185 235H183V238L185 239V238H187ZM225 237V236H224ZM232 237V236H231ZM242 238H243V236H241ZM28 238V237H27ZM46 238V237H45ZM56 238V237H55ZM142 238V237H141ZM161 238H163L162 237V235H161ZM171 238V237H170ZM182 238V237H181ZM182 238V239H183ZM191 238V237H190ZM211 238V237H210ZM210 238L208 237L207 239H209L210 240ZM220 238V237H219ZM225 238H227V237H225ZM224 238V239H225ZM233 238V237H232ZM65 238H63V240H64ZM69 239V238H68ZM68 239H65L66 241H69ZM135 239V238H134ZM137 239V238H136ZM165 239V238H164ZM196 239V238H195ZM197 239V240H198ZM200 239V240H201ZM6 240V239H5ZM4 240V241H5ZM28 240H29V238H28ZM102 240V239H101ZM141 240V239H140ZM163 240V239H162ZM170 240V239H169ZM168 240V241H169ZM172 240V239H171ZM187 240V239H186ZM189 240V239H188ZM221 240V239H220ZM230 240V239H229ZM229 240H228V243H229ZM233 239H231V241H232ZM237 240V239H236ZM245 240V239H244ZM245 240V241H246ZM261 240V239H260ZM15 241H17V240H15ZM45 241V240H44ZM56 241H55V243H56ZM87 241V240H86ZM142 241V240H141ZM177 241V240H176ZM175 241V242H176ZM184 241V240H183ZM215 241V240H214ZM230 241V242H231ZM241 241V240H240ZM257 241H258V239H257ZM101 242V244H102V241H100ZM137 242V241H136ZM167 242V241H166ZM166 242H165V244H166ZM178 242V241H177ZM193 242V241H192ZM192 242H189V243H192ZM225 242H227V241H225ZM235 241H233V244H235L234 243ZM260 242V241H259ZM262 242V241H261ZM12 243V242H11ZM10 243V244H11ZM16 243V242H15ZM15 243H14V246H15ZM42 243L40 244V247H41V245H42ZM57 243V244H58ZM69 243V242H68ZM83 243H85L84 241H83ZM87 243V242H86ZM85 243V244H86ZM134 243V242H133ZM140 243V242H139ZM145 243V242H144ZM147 243V242H146ZM145 243V244H146ZM170 243V242H169ZM172 243H174L173 241H172ZM182 243V242H181ZM180 243V245H182ZM186 243V242H185ZM187 243H188V241H187ZM197 243V242H196ZM214 243H218L217 241L216 242H214ZM220 243V242H219ZM218 243V244H219ZM239 243V242H238ZM56 244V246H58V247H60V245H57ZM82 244V243H81ZM129 244H131V243H129ZM221 244H222V241H221ZM245 244V243H244ZM251 244H252V242H251ZM250 244V245H251ZM260 244V243H259ZM12 245H13V243H12ZM36 245H38L39 246V244L37 243ZM137 245H139V244H137ZM147 245V244H146ZM146 245H145V247H146ZM175 245H178V244H176L175 243ZM179 245V246H180ZM192 245V244H191ZM195 245V244H194ZM198 244H196V246H197ZM201 245V244H200ZM215 245V244H214ZM223 245V244H222ZM228 245V244H227ZM230 245H232V243L230 244L229 243V245H228V247L230 246ZM247 245H249L248 243H247ZM256 246H257V243L255 244ZM254 245V246H255ZM26 246V245H25ZM62 246V245H61ZM129 246V245H128ZM134 246V245H133ZM136 246V245H135ZM134 246V247H135ZM148 246V245H147ZM163 246V247H162ZM169 246V245H168ZM167 246V247H168ZM174 246V245H173ZM186 246V245H185ZM187 246H189V245H187ZM242 246V245H241ZM240 246V247H241ZM252 246V245H251ZM260 246V245H259ZM12 247V246H11ZM10 247V248H11ZM100 247V246H99ZM105 247V246H104ZM130 247H132V246H130ZM181 247H183V246H181ZM201 247V246H200ZM200 247H198V250H197V248H195L196 249V251H197V254L196 255H198L199 257H201L200 255H199V249H200ZM227 247V248H228ZM244 247V246H243ZM14 248V247H13ZM13 248H11V249H8L6 252V255L5 256H7V257H13L14 255V249ZM16 248V247H15ZM98 248V247H97ZM149 248V247H148ZM147 248V249H148ZM151 248V247H150ZM154 248V249H155ZM177 248V246L175 247V252H176V250H178L179 251V249H176ZM192 248V247H191ZM217 248V247H216ZM227 248H225L226 250H227ZM242 248V247H241ZM236 249V250H238L237 251V253H233V254H235L233 257H232V255H231V257L230 256H226L225 257V255H223L225 258H224V262L223 261H220L222 258H221V256H218V255H214V256H218L219 257V261L221 262H219L220 264H222V262H223V264H264V254H261L260 255V253H259V257H256V254H258V253H255V254H253V252H255V251H249V252H251V253H249L248 252V250L246 251L245 250V252H247V253H245V252H243L242 253V249ZM250 248V247H249ZM130 249V248H129ZM135 249H136V247H135ZM147 249L145 250V251H147ZM167 249H169V248H167ZM187 250H190V249H188V247L186 248ZM218 249V248H217ZM224 249V250H225ZM245 249V248H244ZM144 250V249H143ZM184 251H185V248L183 249ZM229 250H230V248H229ZM251 250V249H250ZM109 251V252H110ZM170 251V250H169ZM172 251V250H171ZM178 251H177V253L176 254H173L172 253V255L170 256V253H169V258L170 259H172V261L174 262V260H177L178 262H180L179 264H184V261L181 259V257L182 256H180L179 254H178ZM191 251V250H190ZM219 250H217V252H218ZM220 251H223V250H220ZM97 252V251H96ZM108 252V251H107ZM110 252V253H111ZM129 253H130V250L128 251ZM127 252V253H128ZM133 252V251H132ZM141 252V251H140ZM188 252L189 251H187V252H182V253H187V255H188ZM194 252V251H193ZM234 252H236V251H234ZM257 252V251H256ZM104 253V252H103ZM136 253V252H135ZM147 253V252H146ZM196 252H194V254H195ZM214 253V252H213ZM221 253V252H220ZM220 253H218V254H220ZM228 253V252H227ZM226 253V254H227ZM263 253V252H262ZM22 254V253H21ZM87 254V253H86ZM99 254V253H98ZM97 254V255H98ZM102 254V253H101ZM116 254V255H117ZM193 254V256H196V255H194ZM216 254V253H215ZM13 255V256H12ZM20 255V254H19ZM24 255V254H23ZM91 255V254H90ZM96 255V256H97ZM115 255V254H114ZM122 255H121V257H122ZM139 255V254H138ZM140 255H141V253H140ZM184 255V254H183ZM229 255H230V253H229ZM4 256V257H5ZM82 256V255H81ZM87 256V255H86ZM94 256V255H93ZM125 256V255H124ZM129 257V259H131L132 257L131 256H133V254L131 253L130 254V256H129V254L127 255L126 254V257ZM189 256V255H188ZM83 257H85V255H83ZM117 257V256H116ZM127 257V258H128ZM131 257V258H130ZM184 257V256H183ZM191 257H192V255H191ZM190 257V258H191ZM82 258V257H81ZM122 258H124V257H122ZM188 258V257H187ZM194 258V257H193ZM195 258H198V257H195ZM213 258H215V257H213ZM0 259L2 260V259H4V258H2V257H0ZM80 259V258H79ZM88 259V258H87ZM91 259H93V258H91ZM95 259V258H94ZM121 259V258H120ZM129 259H128V261H129ZM185 259V258H184ZM218 259V258H217ZM19 261H17L18 262V264H24V262L22 261V259H18ZM82 260V259H81ZM81 260H79V261H81ZM83 260H84V258H83ZM82 260V261H83ZM126 260V259H125ZM150 260V259H149ZM212 260V259H211ZM210 260V261H211ZM85 261V260H84ZM127 261V260H126ZM189 261H190V259H189ZM197 261V260H196ZM200 261V260H199ZM218 261V260H217ZM88 261H86V263H87ZM117 262V261H116ZM124 262V261H123ZM176 262V261H175ZM213 262V261H212ZM214 262H215V260H214ZM89 263H91V260H90V262ZM139 263V262H138ZM151 263V262H150ZM193 263V262H192ZM198 263V262H197ZM200 263V262H199ZM218 263V262H217ZM79 264V263H78ZM83 264V263H82ZM85 264V263H84ZM126 264H128V262L126 263ZM137 264V263H136ZM140 264V263H139ZM142 264H145V262L143 263V261H142ZM147 264V263H146ZM173 264V263H172ZM175 264V263H174ZM186 264V263H185ZM210 264V263H209ZM213 264V263H212Z\"/></svg>",
  "mask_w": 264,
  "mask_h": 264
},
{
  "label": "crops",
  "instance_id": "3",
  "mask_svg": "<svg viewBox=\"0 0 264 264\" xmlns=\"http://www.w3.org/2000/svg\"><path fill=\"white\" fill-rule=\"evenodd\" d=\"M16 112L19 113V111H16ZM14 118H16L15 122L16 121L26 122V127L32 126V124L30 123L31 119L26 121L27 117H23L21 115H14ZM0 119H1V116H0ZM18 138H21V136H13L10 140L11 142L17 141ZM8 142H9V139H7L5 135L0 136V153H1L0 161L3 159L5 160V163H2L0 167L2 168L1 175H4L3 184L6 186V187H3L4 191L2 193L0 192V204H1L0 205L1 207L0 208V220L1 218L4 219L6 216L4 207L2 205L3 199L1 198L3 193L8 191L9 193H13L14 197H17L16 194L19 191L18 189L21 188V186L23 185L25 173L27 170V166L26 164L23 163L22 159L20 158L16 159V156H19L18 149L17 150L16 149L9 150L8 148L3 149L6 146L5 144H8ZM1 226L2 224L0 223V227Z\"/></svg>",
  "mask_w": 264,
  "mask_h": 264
},
{
  "label": "clouds",
  "instance_id": "4",
  "mask_svg": "<svg viewBox=\"0 0 264 264\" xmlns=\"http://www.w3.org/2000/svg\"><path fill=\"white\" fill-rule=\"evenodd\" d=\"M3 68V71L5 73H7V75L3 76V77H0V79H3V80H8L9 79V76H11V70H12V66L11 65H8V66H0ZM17 83V81L13 80L11 81V83L8 85V87L5 89V103H11V99H12V94L16 92V88L14 87V85ZM31 87L33 88H36L38 87V85L36 84L35 81H32L31 82ZM26 96H27V92L26 90H21L20 93H19V97L20 99L22 100H26ZM40 99L44 102V103H47L48 102V98L46 97L45 94H42L40 96ZM31 110V106L29 105V111ZM12 126L9 125V128H11ZM13 131H15L13 129ZM11 134V133H9ZM149 231H151V229H149ZM180 235L181 234H178L176 236V239L177 241H179L180 239ZM155 239V237H153ZM155 247V246H154ZM144 248V244L143 243H140V245L138 246V248L136 250H134V254H133V257L128 261V264H135V262L139 259V256L135 255V252H138L140 251L141 249ZM157 259H159V257H157ZM164 264H167V258H165L164 260Z\"/></svg>",
  "mask_w": 264,
  "mask_h": 264
},
{
  "label": "built area",
  "instance_id": "5",
  "mask_svg": "<svg viewBox=\"0 0 264 264\" xmlns=\"http://www.w3.org/2000/svg\"><path fill=\"white\" fill-rule=\"evenodd\" d=\"M7 25H8V22L5 19V17L1 18L0 19V43L4 42L5 34H4L3 30L7 28ZM29 92H30V90H28V95L26 97V100H24V101L22 99H20V97L18 96V92L16 94H12L11 103H5V93H4L3 94L4 103L6 105H8L10 107V109H11V108L14 107V103H16V101H20V103L22 104L20 109L24 110L25 112H27L29 114H32L36 110L35 104L34 103H30L31 104V110L30 111H29V108L26 106L28 101H29ZM15 124L17 125V123H15ZM38 180H40V178H38Z\"/></svg>",
  "mask_w": 264,
  "mask_h": 264
}]
</instances>
